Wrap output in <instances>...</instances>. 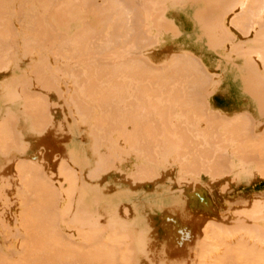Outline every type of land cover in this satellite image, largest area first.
Listing matches in <instances>:
<instances>
[{"label": "bare ground", "instance_id": "obj_1", "mask_svg": "<svg viewBox=\"0 0 264 264\" xmlns=\"http://www.w3.org/2000/svg\"><path fill=\"white\" fill-rule=\"evenodd\" d=\"M13 2H16V1H20V0H12ZM22 1V3L25 5L24 7L28 10V11H33L34 12V19H35V16H36V19H35V21L32 23V24H30L29 25V28H31V32H32V34L27 38L26 37V39H23V42H24V44H23V46L24 47H28L27 46V44H26V42H27V40L28 39H30V40H33V41H36V45H37V48L38 49H44V50H46L47 51V53H49L48 52V50L50 51V53H51V56H52V58H49V60H50V64H49V69L50 70H57L56 72H55V74H56V77L54 78V80H52L51 78L49 79V80H51V84L50 83H48V85H51L50 86V88H49V90H52L53 92H52V94L55 96V98H54V101L56 102V100L58 99V95L60 96V98L61 99H63V101L65 100V98H66V103H67V105H68V107L70 108V110H71V113H72V115H73V117H74V119L76 120V121H81L82 119L84 120V116H85V114H86V112H88L89 110V107H88V109L86 108V102H87V104L89 103V105L91 106V103H92V105L94 106V107H102V109H104V110H106V111H109V113H111L112 115H114L115 117H121V115H124V114H129L131 111L132 112H134L133 110H130L128 107H127V109H129L130 110V112L129 113H124V111H126V106L127 105H130L131 107H132V109H133V106L134 105H136V102H137V100L139 99V97L141 96V93L143 94L144 93V91L145 90H142L143 92H139L140 90H136V88H135V90H136V93L138 94V93H140V96H138L136 93H135V90L133 89L134 88V86L133 85H135L136 86V84H133V83H135L134 82V80L133 79H135V81L137 80V79H140V80H143V79H146V78H151L150 76L152 75V78L151 79H149V80H151L150 82H153V78L156 76V74H157V77H155L154 79H155V81L157 82H160L159 80H161V84H163V81H162V78L164 79V86H166L165 84H168L167 85V87L166 88H168V86L170 87V86H172V85H170V84H173V86H174V82H176L177 83V85L179 84V86H180V83H182V80L181 81H179V79H181V76H184L185 77V79H186V75L187 74H190V73H192L193 71H194V69L197 67V71L199 70L198 68L200 67V68H202L201 66H199V65H202L203 66V69H202V71H201V69H200V72H198L197 73V71H196V73H195V71H194V74L195 75H193V73L191 74V75H193L194 77H197V78H194L193 76V78H192V83H190L191 82V79L189 80L188 79V83L190 84H188V87H190V88H188L189 90H188V92H186L187 90H185V88H184V90L182 89V93L184 94V95H186L187 93H188V95H187V97H184L185 99H183V97H181L180 99L178 98V96H176V97H173V99H171L172 97H170V99L171 100H173V104H174V102L175 101H178V99L180 100L179 101V104H180V102H181V100L183 99V101L181 102V104L179 105L178 104V102H175L176 104L175 105H179V106H181L182 104H187L188 106H189V104H190V102L191 103H195V99H196V97H197V95H196V91L199 93V96H201V98H202V96H204V93H202L201 91L202 90H204V88L203 87H207V85H206V83H209V81H208V79L210 80V78L209 77H211V76H213V73L211 74V73H209L210 72V70H212V69H210V65H209V63H205L204 61H202L201 60V57H200V59H197L196 57H194L195 55H190L189 53V55H187V53H183V51L182 50H179L180 52H178V51H176V52H174L173 51V49H172V52H174L173 54L172 53H170V55H169V57H168V61H169V63H167V70H164V72L165 73H163V69L162 70H160V71H162V72H160V73H162L161 75H160V73H159V71H158V73H157V71L154 69L156 66H154V64L153 65H150L149 64V62H148V59L146 58H143V61H147L148 62V64L149 65H147V62H146V64L145 65H143V66H145L146 68L148 67V66H150V67H153V68H151L150 69V67H148L149 68V70H148V68L146 69V68H144L142 65H139V64H144V62L142 63H139V62H136V65H137V63H139L138 65H137V69H138V71H137V73H136V71H135V65H133V64H135V63H131V62H118V61H112L113 63H114V66L116 67L117 65V68H115L113 65H112V63H110V64H108V61H106V60H111V59H109L110 58V53H108V59L107 58H105L106 56H105V52H99V49H97L96 50V52L95 53H93V55H96V54H98L99 55V57L98 58H95V57H85V58H90V59H92V60H89V59H87V60H82L80 63H83V65L82 66H84V64H85V66H84V68L83 67H81L80 66V68H79V62H78V69L77 68H73V67H71L72 65H71V63H70V66H67V67H65V73H64V75H63V73L61 74V72L60 71H58V66H55V65H53V63H54V61L55 60H57L59 57H61V56H63V52L65 51V50H67V49H69V50H72V51H74V52H78V53H80V54H78V56L80 55V57L82 56L83 57V55L84 54H86V53H90V51L91 50H88V47H87V43L88 42H90L88 39H84V36H85V33L88 31V29L87 30H85L84 28H83V32H84V30H85V33H79L78 32V34L76 33L75 34V36L72 38V39H69L68 40V42L70 43L69 44V48H68V43H65L64 41H63V38L62 37H64L63 36V34L64 33H62V34H60V29H59V27L56 25L55 27H54V30L52 29V28H50L49 27V24L47 23V22H45L44 21V19H48V18H46L45 16H42L41 17V14H39L38 12H40V6L44 3V4H47V3H50V2H53L54 0H21ZM73 1H75V2H79V0H70V2L69 3H71V2H73ZM91 1H94V0H81V2L84 4V3H89L90 4V2ZM102 2H105L106 4V8H107V10H108V13H111L112 11H114V9H113V7H115V3L116 4H119V2L118 1H116L115 3L113 2V1H111V0H101ZM130 1H132V0H130ZM129 0L127 1L128 2V4L130 5V2ZM157 0H155V2H156ZM159 1V0H158ZM157 1V2H158ZM166 1H168V0H165V1H163V0H161V1H159V3H157V7L158 6H160V2H161V6H162V4L164 3L165 4V2ZM173 1V0H172ZM192 1H194V0H192ZM196 1V0H195ZM195 1H194V3H195ZM200 1H202V0H199V2ZM231 1V2H230ZM230 1H228V0H203L202 1V3L204 4V6H203V8L202 9H198V10H196V14L195 15H193V17L195 18V20H198V21H196L197 23H200V22H202V23H200V25L199 26H201L202 27V31L204 32V34H208V32H211L212 31V29H213V26L212 25H215L216 23V25H219L218 27H223V15L225 14V16H226V18L228 19L229 18V20H230V18L233 16L234 17V15L235 14H237V12L239 13V14H237L236 15V19L237 20H239V23H242L243 21H245L247 24L249 23L250 25H252L254 22H253V20L254 21H256V23H257V25H258V23L260 22H258V18H259V16L260 17H262L261 16V14H262V12L264 13V8H263V6H264V4H262V5H260L261 3H264V0H235L236 2L234 3V0L232 1V0H230ZM262 1V2H261ZM56 2H58V0H56ZM63 2V1H62ZM99 2H100V0H99ZM118 2V3H117ZM130 2V3H129ZM132 2H134V3H131V6H132V4H133V6L134 5H136V6H134V7H136L137 8V10H138V8L139 9H141L140 11H141V13L139 14L138 13V11L136 10V8H134L133 6V9H135V11L139 14L138 15V18H139V21L140 20H143L141 23H144V22H147V21H145V18H146V13L148 12L149 13V8L152 10V9H154L155 8V10L157 9L156 7H155V5L153 6V4L155 3H153V0H136V1H132ZM176 2L178 3L179 1L178 0H176ZM229 2H230V4H229ZM69 3H68V5H69ZM94 3V2H93ZM111 3H112V5H111ZM168 3L170 4L171 3V1H168ZM175 3V2H174ZM174 3H171V4H174ZM233 3H234V6H233ZM260 3V4H259ZM10 4H11V0H0V45H2L3 43L4 44H8L7 46H6V48L7 49H9L10 48V45H12L13 43H15V40H13L14 38H15V35H13V31H12V33L9 31V26H8V24H7V22H6V17H7V14L8 13H11V8H10ZM51 4V3H50ZM49 4V5H50ZM72 4V3H71ZM70 4V5H71ZM100 4H102V3H100ZM108 4H110V5H108ZM146 4H147V7H146ZM149 4V5H148ZM63 5H64V3H63ZM93 5H96V2H95V4H93ZM128 5V6H129ZM166 5V4H165ZM219 6L220 8L218 9V11H217V13L221 16H219V15H213L212 13V8L214 7V6ZM225 5V6H224ZM236 5H237V7H236ZM241 6V8L239 9V7ZM259 5V6H258ZM20 6V5H19ZM47 6H48V4H47ZM59 6H60V4H59ZM62 6V5H61ZM86 6V5H85ZM97 6V5H96ZM148 6H149V8H148ZM150 6H153L154 8H151ZM222 6H224V7H222ZM227 6V7H226ZM232 6H233V8L234 7H236V8H234V10H238L236 13L234 12V10H232L233 12H234V14H232L233 12H231V10H230V12H229V9L231 8V9H233L232 8ZM239 6V7H238ZM243 6V7H242ZM245 6V7H244ZM262 8H261V7ZM23 7V6H22ZM50 7V6H49ZM54 7V6H53ZM52 7V8H53ZM66 7L67 6H65L64 8L66 9ZM90 7V6H89ZM93 7V6H92ZM99 7V6H98ZM103 7H104V3H103ZM111 7H112V9L113 10H111ZM122 7V6H121ZM145 7V8H144ZM167 7V6H166ZM165 7V8H166ZM42 8V7H41ZM61 8V7H60ZM70 8V7H69ZM87 8V7H86ZM97 8V7H96ZM105 8V9H106ZM118 8V7H117ZM123 8H125V7H123ZM123 8H122V10H123ZM147 11L146 13H144L145 12V10ZM148 10H147V9ZM229 8V9H228ZM260 8H261V10L263 9V11L261 12V10H260ZM73 9H76V7L75 8H73ZM79 9V8H78ZM81 9V8H80ZM84 9H85V7H84ZM93 9V8H92ZM129 9V8H128ZM224 9H225V11H224ZM43 10V9H42ZM59 10V9H58ZM61 11H62V9H60ZM125 10V9H124ZM155 10H153L152 12H155ZM166 11L168 10V7H167V9H165ZM164 10V11H165ZM227 10V11H226ZM239 10H241V15H240V12H239ZM81 11V10H80ZM88 11H89V9H88ZM110 11V12H109ZM116 11H118V9L116 10ZM126 11V10H125ZM164 11H162V12H164ZM189 11V10H188ZM222 11L223 12H225V13H222ZM258 11V12H257ZM62 12H64V11H62ZM86 11L84 10V13H85ZM102 12H103V8H102ZM104 12H106L107 13V11H105L104 10ZM119 12V11H118ZM124 12V11H123ZM127 12L128 11H126V14H127ZM135 12V13H136ZM159 12L161 13V11H160V9H159ZM158 12V13H159ZM187 12V11H186ZM211 12V13H210ZM227 12V13H226ZM230 14H232V16L231 17H228L229 15V13ZM19 13V12H18ZM42 13V12H41ZM46 13V12H45ZM44 13V14H45ZM89 13V12H88ZM91 13V12H90ZM93 13V12H92ZM101 13V12H100ZM122 13V12H121ZM147 13V14H148ZM188 13V12H187ZM221 13V14H220ZM81 14V13H80ZM98 14V13H97ZM97 14H95V15H97ZM105 14V13H104ZM116 14V13H115ZM153 13H150V15H151V17L153 16L154 17V15H152ZM155 15H156V13H154ZM162 15L164 14V13H161ZM160 14V15H161ZM191 14V13H190ZM228 16H227V15ZM21 17H22V19L23 20H25L26 19V22H28L29 21V18L27 19V14H26V12H22L21 13V11H20V14H19ZM58 15V13H57V11H54V16L56 17ZM64 15V14H63ZM86 15V14H85ZM95 15H94V18H95ZM110 15V14H109ZM117 15V14H116ZM119 15H121V14H119ZM137 15V14H136ZM159 15V14H158ZM157 15V16H158ZM192 15V14H191ZM210 15H213L214 17H218L219 16V18H217V20L219 19H222V20H220L221 22H219V20L217 21L216 20V18L215 19H213V16H211L210 17ZM239 15V16H238ZM253 15H254V17H253ZM257 15H258V17H257ZM60 17H61V15H59ZM66 16V15H65ZM64 16V17H65ZM78 16H80V15H77V18H78ZM107 16H108V14H107ZM118 16V15H117ZM116 16V17H117ZM124 16V15H123ZM182 16V15H181ZM223 16V17H222ZM238 16V17H237ZM253 18H252V17ZM59 17V18H60ZM63 17V19H65ZM114 17V16H113ZM113 17L112 18H110V19H113ZM128 17V16H127ZM156 17V16H155ZM154 17V19L158 22V21H160V19H161V17L162 16H159V17H156V18H159L158 20L156 19ZM164 17V16H163ZM162 17V18H163ZM179 17V16H178ZM233 17H232V19H233ZM248 17L249 18H251V19H253L252 20V24L250 23V21H251V19H249V22H248ZM255 17H256V19H255ZM57 18V17H56ZM86 18V17H85ZM102 18H103V16H102ZM118 18V17H117ZM125 18H126V16H125ZM132 18V17H131ZM133 18H134V16H133ZM137 18V17H136ZM142 18V19H141ZM210 18H212L214 21L216 20V23L215 24H212V23H214L213 22V20L211 19V24H210ZM233 19V20H231L230 22H229V20H227V25H229V24H232V25H229L230 27L232 26V28L234 29L236 26H237V29L240 27V25H239V23H235L236 25H235V27H233V22H235L234 20H236V19ZM263 18V20H261L262 22V25L264 24V17H262ZM63 19H62V21H63ZM108 19V18H107ZM120 19V22L121 23H123L122 22V19L123 20H125L124 19V17H122L121 16V18H119ZM147 19V18H146ZM151 19V18H150ZM149 19V21L151 22V24L152 25H150V27L151 26H153V27H151V28H154L156 25L154 24L155 23V21H152V19L150 20ZM153 19V20H154ZM182 19V18H181ZM209 19V24L207 23H205V22H207V20ZM69 20V19H68ZM68 20L66 21V22H68ZM70 20H74V18L73 19H70ZM85 20H87V19H85ZM118 20V19H117ZM116 20V21H117ZM126 20H128V19H126ZM162 21H160L161 23H164L165 22V20H168V19H165L164 21H163V19H161ZM183 20V19H182ZM59 21V20H58ZM81 21H83V20H81ZM87 21H89V20H87ZM98 21V20H97ZM111 21H113V20H111ZM119 21V20H118ZM169 21V20H168ZM200 21V22H199ZM205 21V22H204ZM233 21V22H232ZM60 22V21H59ZM65 22V21H64ZM66 22H65V24H66ZM126 22H129V21H126ZM159 22V24H161ZM167 22V21H166ZM165 22V23H166ZM185 22V21H184ZM204 22V23H203ZM218 22H219V24H218ZM224 22H225V18H224ZM237 22V21H236ZM83 23V22H82ZM81 23V24H82ZM85 23V22H84ZM91 23V22H90ZM98 23V22H97ZM189 23V22H188ZM245 23V25H247ZM256 23L255 24H253V26H252V31L253 32H250V28L249 27H251L249 24H248V27H246V28H248V29H246V28H244L243 29V27H244V23L242 24L243 26H242V29L244 30V31H246V30H248V32L246 33H244V34H249V32H250V35H251V33H254L255 31H254V28H258V27H256L257 25H256ZM261 23H260V25H261ZM62 24V23H61ZM60 23H58V25L60 26L61 25ZM80 24V25H81ZM130 24V23H129ZM171 24V22H167L166 23V28H163V29H160V28H158V29H160V30H158L159 31V33H161L162 34V31L165 29H171L172 27L175 29V27L172 25V27H170L169 25ZM86 25H87V23H86ZM91 25V24H90ZM95 25V24H94ZM117 25V24H116ZM145 25H147V23L145 24ZM163 25V24H162ZM185 25V24H184ZM187 25V24H186ZM220 25H222V26H220ZM260 25H258L259 26V30H261L262 29V32L261 33H263V29H264V25L262 26H260ZM13 26V25H12ZM98 26V25H97ZM101 25H99V27H100ZM107 26V25H106ZM118 26H119V23H118ZM126 26H128V25H126ZM149 25H147V26H143V24H142V31H141V34H137V36L140 38V36H141V40L142 41H146L147 39H148V41H149V39L150 40H155V39H157V35H155V34H153V32L151 33L150 31H149V27H148ZM157 26H158V24H157ZM168 26L170 27V28H168ZM188 26L190 27V24H188ZM228 26V27H229ZM51 27H52V25H51ZM66 27V26H65ZM64 27V28H65ZM83 27V26H82ZM85 27V26H84ZM90 26H88V28H89ZM93 27V26H92ZM99 27H98V29H99ZM105 27V26H104ZM103 27V28H104ZM121 27V26H120ZM135 27V26H134ZM144 27V28H143ZM160 27V26H159ZM161 27H164V26H161ZM185 27H187V26H185ZM217 27V26H216ZM217 27V28H218ZM225 27V26H224ZM227 27V26H226ZM254 27V28H253ZM260 27H263V28H260ZM111 28V27H110ZM123 28H125V26L123 27ZM148 28V29H147ZM156 28V27H155ZM188 28V27H187ZM95 29H97L96 28V26H95ZM129 29H130V27H129ZM139 29V28H138ZM137 29V30H138ZM141 29V28H140ZM174 29H172V30H174ZM190 29V28H189ZM219 29V28H218ZM225 28H223L222 29V31H225L226 29H228V28H226L225 30H224ZM236 29V30H237ZM241 29V28H240ZM241 29V30H242ZM255 29V30H256ZM11 30V29H10ZM76 30V29H75ZM79 29H77L76 31H78ZM110 30V29H109ZM109 30H107V31H109ZM119 30H120V28H119ZM126 30V29H125ZM155 30V29H154ZM162 30V31H161ZM241 30H238V31H240V33H241ZM243 30H242V32H243ZM259 30H257L255 33H257V32H259ZM89 31H90V29H89ZM93 31V30H92ZM91 31V32H92ZM98 31V30H97ZM105 31V30H104ZM111 31V30H110ZM156 31H157V29H156ZM161 31V32H160ZM170 32H171V30H169ZM175 31H176V29H175ZM189 31V30H188ZM213 31H214V36L211 38L212 40H215V42L214 41H212V40H209L208 39V46H209V48H210V45H211V48L212 49H215V47H216V42H218V41H216L217 39H215L214 37H215V33L216 34H218V32L220 31L221 32V30H218L217 31V29L214 27V29H213ZM213 31H212V33H211V36H212V34H213ZM217 31V32H216ZM229 29H228V31H225V32H228V34H226L225 35V38H228V35H229ZM75 32V31H74ZM100 32H101V29H100ZM99 32V33H100ZM121 32V31H120ZM130 32V31H129ZM138 32H140V31H138ZM184 32V31H183ZM193 32V31H192ZM219 32V33H220ZM225 32H222L221 34H219L218 36L219 37H222L223 36V33L225 34ZM93 33H94V31H93ZM104 33V32H103ZM127 33V32H126ZM125 33V34H126ZM164 33V32H163ZM172 33V32H171ZM190 33V32H189ZM260 33V34H261ZM10 34H12L13 35V38H11L12 36L10 35ZM87 34V33H86ZM101 34V33H100ZM99 34V35H100ZM106 34V33H105ZM104 34V35H105ZM122 34V33H121ZM124 34V33H123ZM135 34V33H134ZM151 34H153V35H151ZM194 34H196V32H194ZM242 34V33H241ZM259 33H257V34H255V35H258ZM259 34V36H256V38H260V36H261V39H264V33L262 34V35H260ZM88 35V34H87ZM91 35H92V33H91ZM94 35V34H93ZM92 35V36H93ZM103 35V34H102ZM108 34H106V36H107ZM185 35V34H184ZM188 35V33H186V36ZM252 35H254V34H252ZM255 35L253 36L254 38H255ZM28 36V35H27ZM89 36V35H88ZM88 36H86V37H88ZM95 36V35H94ZM105 36V37H106ZM121 36V35H120ZM127 36V35H126ZM131 36V35H130ZM134 37L133 38V40L135 39V38H138V37ZM91 37V36H90ZM108 37V36H107ZM196 37H197V35H196ZM230 37V36H229ZM263 37V38H262ZM98 38V37H97ZM109 38V37H108ZM128 39H129V37H127ZM126 38V40H128ZM130 38H132V37H130ZM179 38V37H178ZM223 38H224V36H223ZM22 39V38H21ZM92 39V38H91ZM103 39V38H102ZM119 39V38H118ZM144 39H146V40H144ZM260 39V40H261ZM93 40V39H92ZM91 40V41H92ZM109 40V39H108ZM108 40L106 41L105 40V42H106V44H109L108 43ZM117 40V39H116ZM137 40V39H136ZM139 40V39H138ZM153 40V41H154ZM197 40V39H196ZM223 40V41H222ZM221 40V42H220V38H219V43L221 44V46L225 43V41H231V39H225V41H224V39H222ZM255 40V39H254ZM258 40V39H257ZM257 40H255L254 42H253V40L252 39H250V41L248 40V42H250L251 43V41H252V43L254 44H259V43H261L262 44V42H264V40L261 42L260 40L258 41V43H256L257 42ZM98 41H100V39L98 40ZM111 41V40H110ZM109 41V42H110ZM120 41V40H119ZM118 41V42H119ZM125 41V40H124ZM130 41H131V39H130ZM141 41V44H143L144 45V43ZM193 41H195V39L193 40ZM200 41H201V39H200ZM210 41H212V42H210ZM230 41H229V44H228V42H226L229 46L232 44V41H231V44H230ZM32 42V41H31ZM101 42V41H100ZM115 42V41H114ZM118 42H117V44H118ZM127 42V41H126ZM135 42V41H134ZM140 42V41H139ZM155 42V41H154ZM213 42H214V47L212 46L213 45ZM223 42V43H222ZM21 43L22 42H19V41H17V44L18 45H21ZM97 43V42H96ZM111 43V42H110ZM121 43V42H120ZM125 42H123V44H124ZM132 43H133V41H132ZM136 43V42H135ZM146 43V42H145ZM152 43V42H151ZM212 43V44H211ZM224 44L225 46L227 45V44ZM244 43H246V42H243V43H241V44H239L240 46L243 44V45H245ZM102 44V43H101ZM186 44V43H185ZM103 45V44H102ZM112 45V44H111ZM122 45V44H121ZM125 45V44H124ZM134 45H136V44H134ZM133 45V46H134ZM139 45V44H138ZM227 45V46H228ZM242 45V46H243ZM5 46V45H4ZM92 45L90 44V47H91ZM94 46V45H93ZM131 46V45H130ZM141 46V45H140ZM192 46V45H191ZM240 47L241 49L243 48V47ZM250 46V50H253V49H251V47L252 48H258L260 45H257L258 47H254V46H251V45H249ZM249 46H247V47H249ZM89 47V48H90ZM111 47V46H110ZM245 47V49H247L246 48V46H244ZM93 48V47H92ZM97 48H98V46H97ZM114 48V47H113ZM135 48H136V46H135ZM210 48V49H211ZM237 48H239V46H237ZM3 49V48H2ZM1 49V50H2ZM91 49V48H90ZM125 49V48H124ZM124 49H123V51H124ZM132 49V48H131ZM133 49H134V47H133ZM207 49V48H206ZM211 49V50H212ZM241 49H236V50H239L240 52H238L237 51V54L239 53H241L240 54V56H242V60H244L243 58H247L248 59V61H249V63H248V61L246 62L249 66H247V64L246 63H242V65H244V64H246V67L248 68V67H250L249 68V70H253V72L250 74V72L251 71H249V70H247L246 69V67H245V65L244 66H240V70L242 71L243 69H242V67L244 68V71L245 70H247V72L250 74V77H249V75H246V73L247 72H244V71H242V73H241V71L238 69V72L234 75H232L234 78H232L231 80H234L235 78H239V81L237 82V86L236 87H238V89H241V91H243V92H245V93H247V94H249V96L252 98V100H253V105L255 104V105H257L256 106V109H259L258 111H262V113L264 114V112H263V108H264V45L262 44L260 47H259V51L258 50H255V51H258V52H256V54H255V57L253 58V54H254V52L253 51H250L249 49H247V52H246V50L244 49V50H241ZM29 50V49H28ZM68 50V51H69ZM88 50V51H87ZM130 50V49H129ZM236 50H235V55H236ZM3 51V50H2ZM23 51H26V48H24V50ZM31 51V49L29 50V52ZM57 51H59V52H57ZM72 51H70L71 53H74V52H72ZM186 51H188V50H186ZM185 51V52H186ZM242 51H244V52H246V53H248V54H252V55H248L247 56V54H245L244 52L242 53ZM248 51H250V52H248ZM9 52V51H8ZM28 52V51H27ZM44 52V51H43ZM67 52V51H66ZM66 52H65V54H66ZM191 52V51H190ZM197 52V51H196ZM195 52V53H196ZM251 52H253V53H251ZM2 53V52H1ZM38 53V52H37ZM92 53V52H91ZM104 53V54H103ZM113 53V52H112ZM193 53V52H192ZM201 53H203V52H200L199 54H201ZM3 54V53H2ZM5 54V53H4ZM25 54V53H24ZM69 54V52H67V54L66 55H68ZM197 54V53H196ZM244 54V55H243ZM10 55H13V54H10L9 53V56ZM245 55L247 56V57H245ZM69 56H70V54H69ZM77 56V57H78ZM85 56V55H84ZM102 56H103V59L105 60V62H104V60L102 59ZM105 56V57H104ZM188 56V57H187ZM191 57V60L193 61L194 60V58H196L194 61H196L197 62V60H199L198 61V66H196V67H194V68H192L193 67V65H191L192 67H190V66H188V64H192V62L190 63V59H188V58H190ZM237 56V55H236ZM239 56V57H240ZM250 56H252L251 58H250ZM97 57V56H96ZM175 59H173V58ZM194 57V58H193ZM235 57V56H234ZM0 58H2L1 56H0ZM15 58V57H14ZM257 58V61H258V59H259V61L257 62V64L258 63H260V64H256L255 62H253V60L254 61H256L255 59ZM46 59H47V57H46ZM68 59V58H67ZM78 59H80V58H77V61H78ZM103 61H102V60ZM100 60L102 61V62H104V64H105V66H104V64L102 65L101 63H100ZM200 60H201V62H200ZM250 60H252V62L253 63H251L250 62ZM74 61H76V60H74ZM74 61L72 60V62L74 63ZM77 61H76V63H77ZM85 61H87V65L89 64L90 65V67H89V65L88 66H86V62ZM91 61H93V62H90ZM98 61H99V63H100V65H98ZM167 61V62H168ZM187 61H188V63H187ZM2 61H0V74L2 73V71H10V69L8 68V65L7 64H2L1 63ZM85 62V63H84ZM107 62V63H106ZM116 62V63H115ZM185 62H186V64H185ZM68 63V62H67ZM68 63V64H69ZM72 63V64H73ZM97 63V65H94V64H96ZM119 63V64H118ZM127 63V64H126ZM151 63V62H150ZM194 63V62H193ZM36 64V63H35ZM67 64V65H68ZM115 64H117V65H115ZM152 64V63H151ZM183 64H185V65H183ZM196 64V63H195ZM196 64V65H197ZM257 65L256 66V69H254L255 68V66L254 65ZM37 65V64H36ZM63 65V64H62ZM92 65V66H91ZM121 65V66H120ZM132 67H130V66ZM181 65H183V66H181ZM74 66V65H73ZM106 67V69L103 67ZM125 66V67H124ZM126 66H127V68H126ZM138 66H139V68H138ZM141 66V67H140ZM187 66V67H186ZM223 66V65H222ZM61 67V66H60ZM100 67H101V69H102V72L100 71ZM109 67V68H108ZM112 67H114V68H112ZM121 67V68H120ZM130 67V68H129ZM38 68L39 69H41V71H43L44 73H45V67H42V65H39L38 66ZM55 68H57V69H55ZM63 68V67H62ZM111 68V69H110ZM133 68H135V69H133ZM144 68V69H143ZM158 68H160V67H156V69L158 70ZM185 68L187 69V71H185ZM223 68V67H222ZM225 68V67H224ZM114 69H116V70H114ZM120 69V73H118V70ZM127 69V70H126ZM129 69V70H128ZM134 70L135 72H133V71H130V70ZM136 69V70H137ZM188 69H189V73H187L188 72ZM60 70V69H59ZM63 70V69H62ZM109 70V71H108ZM125 72H124V71ZM142 70V71H141ZM147 70V71H146ZM151 70V71H150ZM156 71V73L154 74H152L151 72L152 71ZM184 70V73L182 72ZM206 70V71H205ZM225 70H226V68H225ZM105 71V72H104ZM129 71V72H128ZM146 71V72H145ZM148 71H150L149 73L150 74H148ZM171 71H173V72H171ZM204 71V72H203ZM40 73V71L39 70H36L35 68H34V70H33V74H37V73ZM108 72V73H107ZM115 72H117V73H115ZM127 72V73H126ZM140 72H143V74H144V72H145V75L143 76L142 74L140 75ZM169 72L172 74V76L169 74ZM201 72H202V75H201ZM51 73V72H50ZM107 73V74H106ZM131 75H129V74ZM136 73V74H135ZM177 74V76L179 77H176V74ZM187 73V74H186ZM226 73V72H225ZM240 73H241V75L243 76V77H245V78H243V77H241V75H240ZM243 73H244V75H243ZM31 74V73H30ZM42 74V73H41ZM120 74V75H119ZM125 74H126V77H125ZM128 74V75H127ZM159 74V75H158ZM168 74V75H167ZM174 74H175V77L178 79V80H173L172 81V79L174 78ZM198 74V75H197ZM204 74V75H203ZM205 74H207V75H209V76H207V75H205ZM107 75H109V76H107ZM117 75V76H116ZM118 75H119V77H118ZM136 75H137V77H136ZM147 75V76H146ZM153 75H154V77H153ZM166 75V76H165ZM191 75H190V77H188V78H191ZM197 75V76H196ZM238 75H240V76H238ZM21 76V75H20ZM19 76V78H17V80H10L9 82H7V84L4 86V87H2V85L0 84V105H1V103L3 102V101H12L13 102V106H12V108H15V109H17L18 108V106H19V108H20V106H21V111H22V114L19 116V117H23V116H33L34 117V121L35 122H33V131H40L41 130V128H40V126H42V125H44L47 121H49V114H48V109H50L49 107H51V105L49 104L51 101H49L48 102V99L47 100H44L45 99V96L43 95V99H40L41 97H42V95H41V97H37L38 98V100L40 99V101H33V100H31L30 98V96L29 97H27L26 95H24V96H22V98L23 97H25V101H21V102H17L16 103V100L20 97V95H19V92H24L25 91V87H23L22 85L23 84H25V82L27 81V80H29V79H27V78H29L30 76H28V77H25V76H23V78H21ZM131 77L132 78V81H133V83H131V78H128L129 80H127L126 78L127 77ZM136 78H135V77ZM141 76H143V78L141 77ZM159 76V77H158ZM169 76L172 78H170V79H168L169 78ZM187 76H189V75H187ZM200 76H202V77H200ZM204 76V77H203ZM237 76V77H236ZM38 77V76H37ZM118 77V78H117ZM199 77H200V79H199ZM208 78V79H206L207 80V82H206V80H205V78ZM241 77V78H240ZM128 81V83H131V86H129L127 83L125 84V79ZM159 78V79H158ZM161 78V79H160ZM166 78H167V80H170V82L168 81V82H166L167 80H166ZM175 78V79H176ZM243 78V79H242ZM27 79V80H26ZM42 79V78H41ZM45 79V78H44ZM197 79V80H196ZM212 79V78H211ZM194 80V81H193ZM16 81L17 82H21V83H19V85L16 83ZM36 81H39V79L38 80H36ZM130 81V82H129ZM138 81L139 80H137V89H138V87L141 89L143 86H140V84H138ZM171 81L173 82V83H171ZM180 82V83H178V82ZM190 81V82H189ZM206 83H205V82ZM43 82V81H42ZM41 82V83H42ZM166 82V83H165ZM187 81L185 80V83H186ZM222 82V81H221ZM139 83H140V81H139ZM170 83V84H169ZM45 84V83H44ZM61 84H63V85H65L66 87H67V85H72V84H76L77 86H79V87H81V86H83V87H85L86 86V88L87 89H85V90H82V91H86V94L87 95H84V94H82V95H80V97L78 96L79 94L77 93V92H75L74 91V89H71L70 87L69 88H67V91L69 90L70 91V94L66 97V96H62V94L60 93V90H62V86H61ZM126 86H125V85ZM133 84V85H132ZM204 84L206 85V86H204ZM212 84V85H211ZM223 84V83H222ZM41 85H43V84H41ZM47 85V86H48ZM130 87H128V86ZM176 85V84H175ZM74 86V85H73ZM181 86H184V85H181ZM180 86V87H181ZM186 86H187V84H186ZM203 86V87H202ZM209 86H213V83L212 82H210V85ZM44 87V86H43ZM45 87H46V85H45ZM82 87V88H83ZM126 87H127V89L128 90H130L131 88L133 89V91H132V96L133 97H135L136 98V101L135 100H127L126 101V99L125 100H119V99H122L123 98V96H121L120 94H121V92L123 91L122 89H124V91L126 90ZM176 87V90L178 91V89H177V86H175ZM143 88H145V87H143ZM173 88V87H172ZM172 88H170V89H172ZM43 89V88H42ZM148 89H149V87H148ZM147 89V90H148ZM152 89V88H151ZM163 89V88H162ZM169 89V88H168ZM186 89H187V87H186ZM205 89H207V88H205ZM146 90V91H147ZM153 90V89H152ZM245 90V91H244ZM81 91V92H82ZM175 92L176 94L178 93V92ZM184 91V92H183ZM206 91V90H205ZM171 92V91H170ZM85 93V92H84ZM133 93H135V94H133ZM197 93V94H198ZM207 94H205V95H207V97L206 96H204V100H206L205 98H208L209 96L208 95H210L211 97L210 98H212V94H213V91H211L210 93L211 94H209L208 92H206ZM21 94V93H20ZM33 94V93H32ZM38 94V93H37ZM125 94V93H124ZM148 94V93H147ZM149 94H150V92H149ZM157 94V93H156ZM171 94V93H170ZM219 96L218 95H214L213 96V100H212V102H211V99H210V104H212V108L216 111V112H213V116H214V114L215 113H217V111L219 112V114H221L222 116H221V118H223V115L224 116H231V115H233L234 117H233V119L236 117V114H238L237 112L239 111V110H235L234 109V106L231 108V104H227V103H229V102H231V100H230V98L228 97V95H226V93L225 92H219ZM244 94V93H243ZM30 95V94H29ZM40 95V94H39ZM134 95H136V96H134ZM152 95V94H151ZM155 95V94H154ZM169 95V94H168ZM174 95V94H173ZM183 95V96H184ZM34 96H38V95H35L34 94ZM126 96V95H125ZM129 96V95H128ZM127 96V97H128ZM130 96H131V94H130ZM129 96V97H130ZM146 96V95H145ZM182 96V95H181ZM127 97H124V98H127ZM152 97H153V95H152ZM164 97H166V96H164ZM215 97V98H214ZM36 98V97H35ZM47 98V97H46ZM80 98H86V102L85 103H81V102H83L84 100H82V99H80ZM123 98V99H124ZM134 98V99H135ZM153 98H155V96L153 97ZM188 98V99H187ZM34 99V98H33ZM52 99V98H51ZM169 99V98H168ZM88 100V101H87ZM118 101V102H116V101ZM140 100V99H139ZM156 100V99H155ZM175 100V101H174ZM189 100V101H188ZM203 100V98L201 99V101H202V103L200 104V106L201 105H204L203 103H207V102H205ZM81 101V102H80ZM124 101V102H123ZM129 101V102H128ZM154 101V100H153ZM151 102V103H154V102ZM169 101V100H168ZM207 101V100H206ZM236 101V100H235ZM243 101V100H242ZM246 101V100H245ZM55 102H51L52 104H54L55 105ZM91 102V103H90ZM121 102H123L122 104H124V103H126V106L125 105H123V106H125L124 108H123V106H122V104H121ZM172 102V101H171ZM184 102V103H183ZM186 102H188V103H186ZM66 103L64 102V104H65V106H66ZM150 103V104H151ZM166 103V102H165ZM232 103V102H231ZM239 103V102H238ZM150 104H146L144 107H149L148 109H150L151 108V106H148V105H150ZM184 104V105H185ZM197 104V103H196ZM241 104V103H240ZM246 104V103H245ZM137 105L139 106V103H137ZM140 105H142V107H143V103L142 104H140ZM151 105H157L156 103H154V104H151ZM177 105V106H178ZM184 105H182V106H184ZM208 103L207 104H205V106H201V108L202 107H205V108H207L208 106ZM237 105V104H236ZM25 106H27V108L30 110H28L27 108H25ZM53 106V105H52ZM129 106V107H130ZM138 106H135V108H137ZM169 106H170V104H169ZM178 106V107H179ZM188 106H186L187 108H191L190 106H192L193 108H191V110H192V112L190 111V109H187L189 112L188 113H192V115H194V116H191V114H189L191 117H194V121H189V119H190V117H189V119H188V121L187 122H191V123H193V122H195V114H197L196 116H198L197 118L199 119V117L201 116V114H202V116L201 117H203L204 115H203V112H200V115H199V112H197L196 113V111H198L197 109H196V107H194L195 106V104L194 105H190L189 107ZM92 107V106H91ZM90 107V108H91ZM122 107V108H121ZM130 107V108H131ZM140 107V106H139ZM141 107V108H142ZM167 107V106H166ZM165 107V108H166ZM176 107V106H175ZM198 107V106H197ZM241 107V106H240ZM242 107H243V105H242ZM86 108V109H85ZM140 108V109H141ZM182 108V107H181ZM195 108V109H194ZM212 108H210V109H212ZM262 110H261V109ZM10 109H11V107H10ZM92 109V108H91ZM101 109V110H102ZM143 109V108H142ZM145 109V108H144ZM151 109H155V107H153L152 106V108ZM164 109V108H163ZM169 109H170V107H169ZM184 109V108H183ZM182 109V110H183ZM186 109V108H185ZM212 109V110H213ZM242 109V108H241ZM247 110H246V112H247V114H246V112L244 111V112H241L240 114H238V115H241V117L243 116V118H237V119H235V124H231L232 126L230 127V128H233V131H227V133L228 134H230L231 132H234L233 134L231 133L230 135L232 136H234V134H235V136L237 137V138H239V136H240V141L239 142H237V144H238V147L240 148V150H241V153H247V151L249 152L250 150H253V151H251V153H256V150H260V152H259V150H258V152H257V154H258V156H259V158H260V153H261V150H264V149H260V148H262L263 146H264V143L261 145V144H259L258 146H252V145H254V144H256V143H252L250 140H249V142H247L248 144H245L246 142H245V140H244V142L245 143H243V139H244V137L246 136V133L248 134L247 135V137H250V131L248 130V127H249V123H248V126H246L245 124H247V123H245L244 121H246V118H251L250 117V115L251 116H253V114H254V118L253 119H255V117H256V111L254 110V108L252 107V106H250L249 105V111H251V112H249L248 111V108H246ZM146 110V109H145ZM156 111H157V109H155ZM160 110V109H159ZM165 110V109H164ZM174 110H175V108H174ZM181 110V109H180ZM200 110V109H199ZM235 110V111H234ZM93 111V110H92ZM140 111V110H139ZM144 111V110H143ZM146 111H148V112H153L152 110L151 111H149V110H146ZM194 111V112H193ZM243 111V110H242ZM97 112V111H96ZM147 112V113H148ZM170 112V111H169ZM169 112H164V111H162V113H161V117H164L165 118V116H163L164 114H166V113H169ZM184 112V111H183ZM69 113V112H68ZM102 113V112H101ZM124 113V114H123ZM137 113H139V112H137ZM136 113V114H137ZM145 113V112H144ZM159 113V112H158ZM174 113H177V112H175L174 111ZM194 113V114H193ZM211 113V112H210ZM244 113V114H243ZM261 112H259V114H260ZM261 113V115L263 116V114ZM64 114H65V116H67V111H65L64 112ZM110 114V115H111ZM178 114V113H177ZM176 114V115H177ZM185 114V113H184ZM212 114V113H211ZM219 114H215L216 116V118H217V120H218V118H219ZM245 114H246V116H249V117H246V118H244L245 117ZM7 115V112H5V111H0V139L1 138H3L2 136L3 135H7V133L8 132H10V130L8 131V129H11L10 128V126H13L14 125V122L15 121H13V122H10L11 121V117H13V115H8V116H6ZM88 115V114H87ZM90 115V114H89ZM104 115V114H103ZM103 115H102V118H105L106 116H107V114L105 115V117H103ZM109 115V117H111ZM150 115H151V113H150ZM159 115H160V113H159ZM167 115V114H166ZM171 115H173V112H172V110H171V114H169V116H171ZM176 115L174 114V116L176 117ZM188 115V116H189ZM219 115V116H218ZM237 115V117H239ZM36 116L38 117V119L36 118ZM136 116H138V115H136ZM135 116V117H136ZM142 116V115H141ZM158 116V115H157ZM168 115L166 116V119L164 120V118H162L164 121H166V123L164 122V121H162V123H164L166 126L167 125H169L168 124V122H171V120L174 118H168L169 117ZM187 116V115H186ZM208 116V115H207ZM113 117V116H112ZM119 117V118H120ZM135 117H133V118H135ZM139 117V116H138ZM179 117V116H178ZM184 117V116H183ZM232 117V116H231ZM231 117H230V119L228 118V117H225L226 119L228 118L229 120H231ZM95 118H98V117H95ZM155 118V117H154ZM159 118V117H158ZM185 118V117H184ZM204 118H206V116L204 117ZM210 118V117H209ZM225 118H223V119H220L221 121L223 120L224 121V119ZM13 119H15L14 117H13ZM90 119V118H89ZM107 119V118H106ZM113 119H114V117H113ZM112 119V121H110V122H112L111 124H112V126L111 127H115L116 126V122H114V120ZM120 119H122V118H120ZM136 119V118H135ZM167 119H170V121L169 120H167ZM186 119V118H185ZM203 119V118H202ZM199 120L198 122H202L203 120ZM212 119V118H211ZM226 119H225V121H226ZM228 119H227V121H228ZM238 119H239V122H240V120H241V122H244V123H241L240 125L237 123V121H238ZM242 119H245L244 121H242ZM253 119H251V120H253ZM47 120V121H46ZM96 120V119H95ZM94 120V121H95ZM98 120H100V119H98ZM97 120V121H98ZM102 121H103V119H101ZM111 120V119H110ZM117 120H119L118 118L116 119V121ZM137 120V119H136ZM147 120V121H146ZM146 120H144V121H146V122H148V121H151L152 120V118H151V120L148 118V119H146ZM160 120V119H159ZM173 120H175V118L173 119ZM184 120V119H183ZM190 120H192V119H190ZM197 120V119H196ZM205 120V119H204ZM213 120V119H212ZM215 120V119H214ZM213 120V121H214ZM219 120V121H220ZM247 120H249V119H247ZM93 121V122H94ZM106 121V120H105ZM129 121V120H128ZM141 121V120H140ZM141 122L142 124L140 125V126H143V128H144V126H149V123H148V125H147V123L146 122ZM180 121V120H179ZM211 121V120H210ZM221 122L222 124L223 123H225V121L224 122ZM227 121H226V123H227ZM114 122V123H113ZM120 122V121H119ZM153 122V121H152ZM152 122H150V123H152ZM217 122V121H216ZM231 122H233V121H231ZM231 122H228V124L230 125V123ZM103 123V122H102ZM105 123H107V121L105 122ZM109 123V122H108ZM117 123H118V121H117ZM129 123V122H128ZM144 123H145V125H144ZM188 123V124H189ZM208 123V122H207ZM211 123V122H210ZM219 123V122H218ZM238 125H237V124ZM94 124H95V122H94ZM119 124V123H118ZM124 124H126V123H124ZM243 124V125H242ZM96 125V124H95ZM98 125H99V123H98ZM134 125V124H133ZM159 125V124H158ZM163 125V124H162ZM171 125H172V123H171ZM176 125V124H175ZM182 125H184V124H182ZM181 125V126H182ZM195 125V124H194ZM204 125H205V122H204ZM209 125V124H208ZM215 125V124H214ZM214 125H213V127H214ZM233 125H235L234 127H233ZM244 125L247 127H244ZM23 127H26V124H24V125H22ZM118 126V125H117ZM186 126H188V125H186ZM210 126V125H209ZM216 126V125H215ZM218 126V125H217ZM221 126V125H220ZM228 126V125H227ZM32 127H31V130H32ZM43 127V126H42ZM99 127H101V126H99ZM105 127V126H104ZM110 127V128H111ZM185 127V126H184ZM205 127H206V125H205ZM212 127V126H211ZM210 127V128H211ZM53 128H56L57 129V126L56 125H54L53 126ZM92 128V127H91ZM94 128V127H93ZM108 128V127H107ZM106 128V129H107ZM109 128V129H110ZM143 128H142V131L143 132H147L146 130H149L148 129V127H147V129L146 128H144V130H143ZM150 128V127H149ZM164 128H165V126H164ZM180 128V127H179ZM181 128H183V126L181 127ZM193 128V127H192ZM192 128L190 129V128H187V130L188 131H190L191 133H192V135H193V133H197L198 131H197V129H196V131H195V129L193 128V130H192ZM215 128V127H214ZM95 129H97V128H95ZM108 129V130H109ZM116 129V128H115ZM120 129H122V128H120ZM130 129V128H129ZM128 129V130H129ZM146 129V130H145ZM168 129V128H167ZM166 129V130H167ZM223 129V128H222ZM228 129V128H227ZM99 130H100V128H99ZM108 130H107V132H108ZM111 130V129H110ZM117 130V129H116ZM116 130H115V133H116ZM136 130V129H135ZM137 130H138V128H137ZM174 130V129H173ZM181 130V129H180ZM212 130H214V129H212ZM224 130H226V129H224ZM14 131V130H13ZM152 131H153V129H152ZM152 131L150 132L149 131V134L150 133H152ZM170 131V130H169ZM168 130H167V133L169 132ZM175 131V130H174ZM183 131V130H182ZM193 131V132H192ZM211 131V130H210ZM248 131H249V133H248ZM103 132H106V130H104ZM120 132H122V130L120 131ZM143 132H142V134H143ZM177 132V131H176ZM187 132V131H186ZM190 132H187V136L189 135L188 133H190ZM218 132V134L220 133V131H217ZM217 132H215L214 133V131L213 132H211L212 134L214 133V134H216ZM221 132L223 133V130H221ZM225 132V131H224ZM12 133V132H11ZM16 133V132H15ZM92 133V132H91ZM110 133V132H109ZM109 133H107L108 135L105 137V135H101V137L99 138V137H97L96 135H97V133H95L96 135H95V137H93V136H88V135H86V136H83V137H80L79 138V136H76V132L72 129V134L73 135H71V136H66V138H65V141L66 142H64L65 143V148H64V152H63V149H61V145H60V147H59V153L57 154V152L55 153V154H57V155H55L54 156V158L56 157V159L52 162V163H50V165H51V167H52V169L51 170H48V169H46V168H43V167H45V162L43 163L42 162V166H40V164H38V163H35V162H33V160L32 159H30V158H23V159H25V160H20L19 158L17 159V161L15 160V158L13 157V159H12V161H13V168H12V170L10 171V173L9 174H6V175H3V176H1L0 175V183H2L1 185L2 186H0V264H264V248H262V247H264V246H262V245H259L260 247H261V249H259L260 247L258 246H256L255 244H257V241H259V243H260V240L262 239V241H261V243L262 244H264V241H263V238H262V236L264 237V235H259V233H257V232H260V231H258L257 229H259V230H261V232L263 231L262 229H264V226L260 229V227L257 225V224H253L252 223V225L253 226H255V230H252V229H250L249 230V228H248V226L247 227H238L239 225H234L236 222H235V219H236V221H240V219L238 218V215L239 214H237V217L235 218V215L233 214V213H242L245 209H243V211H240L238 208H236L235 210V212H234V209L232 210V212L230 211V213H231V215L232 216H234V220L232 219H230L229 221L227 220V222H235V223H233L232 222V224L234 225L233 227L231 226L232 224H227L226 222L223 224V220H226V219H224L225 218V216L226 215H223V218H221L220 216H219V219L218 220H220V222H221V224H217L216 222H218V223H220L219 221H217L216 220V222L214 221V220H212V222H209L210 220H206L208 223L206 224V222L204 223V224H202V225H200L201 227L199 228V230L196 232L194 229H191L190 227H188V228H186V226H185V228H178L177 227V224L176 223H174L173 221H172V216H170V215H168L166 218H167V222H166V224H163V225H166V227L163 229V225L161 226L162 227V234H160L159 235V237L158 238H156L154 235H155V233H153V232H155V231H153V227H152V225H149L150 223V221H149V218L147 217V211H146V213L144 212V215H142V216H140L141 215V212H139V210L140 209H143V207L142 208H138L139 207V201H136V202H134V205H135V207H134V205L132 204V205H130L131 207L133 206L134 208H132V211H133V213H134V211H135V209H136V212L135 213H137L136 214V216H134V217H131V218H129V219H127V220H123V218L122 217H120V209L122 208V207H120L119 209H115V212L116 213H111L110 215L111 216H109V217H107L106 218V221L105 222H100V220H99V218L103 215L102 214V212L101 211H104V210H106V205H104V204H99L101 201H104L105 200V198L109 201V202H113L114 204H116V205H119V202L120 201H128V202H131L130 201V198H132V200H136V196H132V195H130V194H128V193H126V191H128V189H127V186H125V187H120V183H115L114 181L117 179V178H114V180H113V182H110L109 181V176H110V178H111V175H109L108 173H109V171H111V169L112 170H114V172L116 173V171L117 172H119L120 173V170H119V163L122 161L121 160V158H120V156L121 157H126V153H129V151L126 149V148H129V149H132V148H135V149H132L131 151H135V153H137V151H138V153H140L139 152V146H137L138 145V143L139 142H141V141H147L149 138V134L147 135L146 133H144V135H146V140H144V135L142 136V138L143 139H141V136L140 135H136V137H137V139H136V141H134V140H132L131 138H129V136L131 137V135L133 136V139H135L134 137H135V135L134 134H130V133H127V136H128V138L130 139V140H128L127 142L128 143H130V144H132V145H136V146H133L132 148H130V146H132V145H129L128 146V144H127V142L125 143L126 145H125V147L126 148H124L123 149V151H122V147L120 146V145H117V146H119L118 148H120V150L125 154V155H122L123 153L122 152H119V153H121V155L118 153V150L116 151V145H114V143H116V141L118 140L119 141V139H121L120 140V142H122V144L121 145H123V139H125V138H127L126 136H125V134L123 135V137H121L122 135H117V136H109L110 134ZM154 133V132H153ZM152 133V134H153ZM165 133V132H164ZM175 133V132H174ZM185 133V132H184ZM191 133H190V136L192 137V139H193V136H194V138H195V135H199V139H201V136H203L202 134H199V132L197 133V134H195V135H191ZM211 133H209V134H211ZM222 133H220L221 134V136L223 135ZM9 134V133H8ZM88 134V133H87ZM119 134V133H118ZM128 134H130V135H128ZM166 134V133H165ZM176 134V133H175ZM179 134V133H178ZM181 134H182V132H181ZM212 134H211V136H212ZM227 134V135H228ZM258 134H259V132H258ZM11 134H9V136H10ZM17 135V134H16ZM15 135V136H16ZM40 135H42V134H39V136ZM151 135V134H150ZM177 135V134H176ZM184 135V134H183ZM217 135V134H216ZM225 135V137H227L226 136V133L224 134ZM224 135L222 136L223 138H225L224 137ZM8 136V137H9ZM99 136V135H98ZM162 136V135H161ZM172 136H173V134H172ZM180 136V135H179ZM182 136V135H181ZM186 136V137H187ZM190 136L189 137H187V138H189L191 141H192V139L190 138ZM208 136V135H207ZM215 136V135H214ZM259 136H261V135H259ZM116 137V138H115ZM139 137H140V140H139ZM151 137V136H150ZM169 137L171 138V136L169 135ZM185 137V136H184ZM217 137H218V139L221 141V138H219L220 136H218L217 135ZM217 137H215V138H213V139H211L212 141H213V144H216V143H218L219 141L218 140H216V138ZM230 136L228 135V138H229ZM246 137V138H247ZM7 138V137H6ZM11 138H13V137H11ZM118 138V139H117ZM152 138V137H151ZM174 138V137H173ZM177 138H178V135H177ZM207 138H209V137H207ZM251 138H252V136H251ZM263 138V137H262ZM8 139V138H7ZM114 140L113 142L114 143H112V141L111 140ZM115 139H117L116 141H115ZM181 139H182V137H181ZM188 139V141L189 142H187V140H185V138H184V140L187 142V143H189V145H191L190 146V148L191 147H195V146H192V145H194L193 144V141H192V144H190L191 143V141ZM210 139V138H209ZM254 139V138H253ZM261 139V138H260ZM99 140H100V142H99ZM123 140V141H122ZM127 140V139H126ZM125 140V141H126ZM137 140L139 141L138 143H136L137 142ZM152 140V139H151ZM171 140L172 141H175V139L173 140L172 138H171ZM170 140V141H171ZM179 140V139H178ZM198 140V139H197ZM214 140H216L215 142H214ZM236 140V139H235ZM6 141H8V140H5V142ZM12 141V140H11ZM118 141H117V143H118ZM132 143H131V142ZM167 141H169V138L167 139ZM182 141V140H181ZM209 141V140H208ZM223 141H226V138L225 139H223ZM230 141V140H229ZM257 141H259V140H257ZM262 142H264V139H262L261 140ZM13 142H15L14 141V139H13ZM13 142L11 143V145L13 144ZM17 142V141H16ZM142 142V143H143ZM148 142H149V140L146 142L147 143V145H148ZM152 142V141H151ZM186 142H184V144L186 143ZM194 142H195V139H194ZM198 142H199V140H198ZM222 142V141H221ZM242 142V143H241ZM253 142H255L254 140H253ZM110 143V144H109ZM134 143H136V144H134ZM146 143H144V144H142V146H140V147H143V145L145 146V147H147L145 144ZM150 143V142H149ZM165 143V142H164ZM183 143V142H182ZM195 143H197V142H195ZM208 144H209V142H207ZM232 143V142H231ZM239 143H241V144H239ZM252 143V144H251ZM261 143V142H260ZM14 144H16V143H14ZM139 144H141V143H139ZM150 144H152V143H150ZM183 144V145H184ZM210 144H212V143H210ZM225 144V146H224V149H226L227 150V146H228V144H227V142L226 143H224ZM233 144H235V143H233ZM232 144V145H233ZM17 145V144H16ZM175 145V144H174ZM181 145V144H180ZM188 145V146H189ZM196 146H200V148L203 146H201L200 144H195ZM219 145H223V142L221 143V144H219L218 143V145L216 146V147H219ZM248 145H250L251 146V148H249L248 147ZM262 147H261V146ZM18 146V145H17ZM128 146V147H127ZM152 146V145H151ZM173 146V145H172ZM235 147H236V145H234ZM259 146H260V148H259ZM7 147H9V146H7ZM6 147V145L5 146H3V144H2V142H1V140H0V152H5V154L4 155H6V153H7V155H8V148ZM11 147H13V146H11ZM144 147V148H145ZM170 147V146H169ZM180 147H182V145L180 146ZM186 146H184V148H185ZM238 147H236V149L238 148ZM117 148V149H118ZM136 148H137V151H136ZM143 148V149H144ZM167 148V147H166ZM174 148V147H173ZM232 148V147H231ZM234 148V147H233ZM232 148V149H233ZM239 148H238V150H237V155H238V152L240 151L239 150ZM264 148V147H263ZM1 149H3V150H1ZM126 149V150H125ZM146 149V148H145ZM144 149V150H145ZM180 149V148H179ZM179 149H178V151H179ZM196 149H197V147H196ZM195 148L194 149H191V150H196ZM201 149H204V147H202ZM200 149V150H201ZM223 149V150H224ZM229 149H230V147H229ZM235 149V150H236ZM6 150H8L7 152H6ZM11 150V149H10ZM62 150V151H61ZM119 150V151H120ZM162 150V149H161ZM182 150V149H181ZM206 150V149H205ZM204 150V151H205ZM225 150V151H226ZM234 150V151H235ZM13 151H15V150H13ZM13 151H11V152H13ZM116 151V152H115ZM127 151V152H126ZM130 151V152H131ZM140 151H141V149H140ZM170 151V150H169ZM202 151V150H201ZM233 151V152H234ZM255 151V152H254ZM63 152V153H62ZM126 152V153H125ZM182 152H183V150H182ZM222 153H223V151H221ZM231 152V151H230ZM115 153H117L118 154V156H119V160H117L118 159V156H117V154H115ZM133 153V152H132ZM144 153H145V151H144ZM151 153V152H150ZM218 153V152H217ZM240 152H239V154H241ZM250 153V152H249ZM13 154V153H12ZM16 154V153H15ZM39 154H41L40 152H39ZM38 154V155H39ZM130 154V153H129ZM129 154H127V155H129ZM224 154H225V152H224ZM1 155V154H0ZM59 155V156H58ZM117 157H116V156ZM150 155V154H149ZM219 155H221V154H219ZM218 155V156H219ZM234 155H235V153H234ZM242 156H243V154H241ZM256 155V154H255ZM261 155H264L263 153L261 154ZM53 155H51V157H52ZM115 156V157H114ZM145 156H146V153H145ZM222 156L223 157H225L223 154H222ZM221 156V157H222ZM246 156V155H245ZM253 156V155H252ZM1 157V156H0ZM6 157V156H5ZM57 157H59L58 158V160H57ZM144 157V156H143ZM150 157H152V155L150 156ZM155 157V156H154ZM153 157V158H154ZM223 157H222V159L220 158H218L219 160H224L223 159ZM227 157V156H226ZM226 157H225V159H226ZM256 157V156H255ZM254 157V158H255ZM2 158H4V156L2 157ZM114 158H116L115 160H114ZM213 159H215V157H212ZM239 158H241V156L239 157V155H238V157H237V161H238V164L240 163H242V162H244V164H252L253 165V163L252 162H254L253 161V157H250V158H252V159H250V158H248V157H243V158H245V159H243V158H241V160L243 159V161H241V162H239L240 160H239ZM7 159V158H6ZM4 159L5 160V162L4 163H9L10 162V160L9 159ZM122 159H124V158H122ZM209 159H211V158H209ZM247 159H248V162H247ZM256 159V158H255ZM8 160H9V162H8ZM30 160V161H29ZM41 160V159H40ZM51 160H52V158H51ZM154 160V159H153ZM217 160V159H216ZM218 160V161H219ZM249 160H250V162H249ZM257 161L256 162H258V161H263L264 160V157L262 156V158H261V160L260 159H258V157H257V159H256ZM7 161V162H6ZM15 161H16V163H15ZM118 161H119V163H118ZM152 161V160H151ZM215 161V160H214ZM217 161V162H218ZM32 162V163H31ZM118 163V164H116V165H114L115 163ZM178 162V161H177ZM216 162V161H215ZM225 162V161H224ZM246 162V163H245ZM264 162V161H263ZM208 163V162H207ZM211 163V162H210ZM236 163V162H235ZM255 163V162H254ZM260 163V162H259ZM45 164V165H44ZM237 164V165H238ZM255 164H257L256 166L258 167V163H255ZM263 164V163H262ZM5 165V164H4ZM3 165V166H4ZM212 165H214V163L212 164ZM3 166H2V168H3ZM118 167V168H116L117 170H115L114 168L115 167ZM211 166V165H210ZM240 166V165H239ZM148 167V166H147ZM212 167V166H211ZM260 167V166H259ZM262 167V166H261ZM261 167H260V169H261ZM264 167V166H263ZM262 167V168H263ZM1 168V167H0ZM215 168V167H214ZM241 168H245V166H241ZM140 169V168H139ZM148 169V168H147ZM150 169V168H149ZM259 168H258V170H256V172H258L259 170H260ZM135 170V169H134ZM142 170V169H141ZM154 170V169H153ZM262 170H264V169H262ZM122 171V170H121ZM140 171V170H139ZM150 171V170H149ZM188 171V170H187ZM226 171V170H225ZM6 172V171H5ZM53 172V173H52ZM113 171H111V174L113 173V174H115ZM137 172V171H136ZM142 172V171H141ZM140 172V173H141ZM146 172V171H145ZM144 172V173H145ZM119 173H118V175H119ZM135 173V172H134ZM264 174V171H259V174L258 173H256V174H258L259 176H262L261 174ZM129 176H130V174H128ZM137 175H139L138 173H137ZM137 175H136V177H137ZM146 175V174H145ZM150 175H151V172H150ZM141 176V175H140ZM258 176V177H259ZM112 177H114V175L112 176ZM125 177V176H124ZM132 177V176H131ZM154 177H156V176H154ZM138 178V177H137ZM120 179H121V177H120ZM120 179H117L118 181L120 180ZM141 179V178H140ZM231 179V178H230ZM122 180H124L123 178H122ZM134 180H136V178L134 179L133 177H132V181L134 182ZM233 180V179H232ZM138 181V180H137ZM123 182V181H122ZM132 182V183H133ZM3 183H5V185L3 184ZM128 183H129V181H128ZM117 184V185H116ZM130 184V183H129ZM4 185V186H3ZM119 185V186H118ZM122 185V184H121ZM123 186V185H122ZM222 193V192H221ZM110 196H115V197H117V198H115V197H110ZM142 197V196H141ZM140 197V201L142 200V198ZM117 199V200H116ZM174 199H175V201H174ZM173 199V201H172V199L169 201V199H162V200H152L151 202H150V204H153L152 205V207L151 208H154L155 210H157V211H161L160 209L162 208L163 209V207H164V205L166 206V205H171V204H179L178 206H181L183 203H182V201H180L181 199L180 198H178V200L176 199V198H174ZM100 201V202H99ZM145 201V200H144ZM172 201V202H171ZM180 201V202H179ZM246 201V200H245ZM259 203H258V202ZM154 202H156V203H159L158 205L156 204V203H154ZM167 202H169L170 204H168ZM177 202V203H176ZM251 202H253V203H250V205H253V204H255L254 203V200H251ZM255 202H257L255 205H254V209H255V211H256V208H257V206L258 207H260V206H262V205H264V203H262V205L260 204L261 202H262V199H261V202H260V200L259 199H255ZM147 203V204H146ZM167 203V204H166ZM182 203V204H181ZM99 204V205H98ZM139 204V205H138ZM142 204V203H141ZM147 201L145 202V205L147 206V209H149L148 210V212H150V210H151V208L150 207H148L149 205H150ZM163 204V205H162ZM245 204V203H244ZM244 204L242 205V207L244 206ZM144 205V206H145ZM163 206V207H161V206ZM250 205H249V207H250ZM146 206H145V208H146ZM151 206V205H150ZM156 206H160L159 208L158 207H156ZM171 206H173V205H171ZM168 207V206H167ZM241 207V208H242ZM256 207V208H255ZM240 208V209H241ZM251 210H253L252 212L254 213V209H253V206H251ZM260 208H264V206H262V207H260ZM134 209V210H133ZM178 209V208H177ZM180 209H182V208H180ZM237 209H238V211H237ZM101 210V211H100ZM146 210V209H145ZM169 210H171L170 208H169ZM179 210V209H178ZM242 210V209H241ZM248 210V209H247ZM250 210V211H251ZM257 212L256 213H254V214H257V213H259V214H261V213H264L263 211H264V209H261L262 210V212H260L261 210L260 209H258L257 208ZM141 211H143V210H141ZM165 211V210H164ZM167 212H168V210H166ZM165 211V212H166ZM151 212H153L152 210H151ZM166 212V213H167ZM172 212V210L169 212V213H171ZM182 212V211H181ZM180 212V210H179V212H178V216H180L179 214L181 213ZM228 212L229 211H227V215H228ZM245 213H243L244 215L246 214V216H247V218L244 216V218H246V219H248V218H250V220L248 219V221H250V222H255V221H251V220H256V218H255V215L254 216H252L253 218L251 219V212H249V210L246 212V211H244ZM168 213V214H169ZM224 213V212H223ZM247 213H249V214H247ZM123 214L124 215H127V212H122V216H123ZM139 214V215H138ZM153 214H155V213H153ZM160 214V213H159ZM173 214V213H172ZM175 214V213H174ZM173 214V215H174ZM184 214V213H183ZM183 214H182V216H183ZM241 215V214H240ZM143 216H146V217H144L143 218ZM161 216H162V214H161ZM231 216V217H232ZM241 216H243V215H241ZM241 216H239L240 218H241ZM257 216H258V214H257ZM256 216V217H257ZM263 216H264V214H263ZM125 217V216H124ZM226 217H228V216H226ZM261 216H259V217H257L258 219H257V221H256V223L261 219V220H263L262 219V217L260 218ZM126 218V217H125ZM161 218V217H160ZM181 218V217H180ZM244 218H242L241 220L243 221V219ZM264 218V217H263ZM186 219V220H185ZM187 219H188V221H189V218L187 217V218H181V220L184 222V221H187ZM221 219H222V221H221ZM147 222H146V221ZM151 220V219H150ZM245 220V219H244ZM214 221V222H213ZM242 221H240V223H242ZM246 221V220H245ZM263 222H264V220H263ZM154 223V222H153ZM161 223V222H160ZM159 223V224H160ZM162 223H165V222H162ZM213 223V224H212ZM211 224V225H210ZM215 224H217V225H215ZM225 224H227V225H229L228 227H230V228H228V227H226L225 226ZM237 224V223H236ZM182 225V224H181ZM206 225H208V226H206ZM215 225V226H214ZM251 225V224H250ZM260 225V224H259ZM160 226V225H159ZM259 228H258V227ZM180 227V226H179ZM248 228V229H247ZM246 231L247 232H249V233H246ZM252 232H255L256 233V235H253L252 234ZM260 232V233H261ZM263 234H264V232H263ZM194 235V236H193ZM250 236H251V238H250ZM255 236V237H254ZM256 236H257V238H259L258 240H257V238H256ZM253 238V239H252ZM254 240L255 239V242L253 241V242H251L252 244H250L249 243V241L250 240ZM207 240H211L210 242L209 241H207ZM234 240V241H233ZM257 240V241H256ZM209 242V243H208ZM212 243V244H211ZM254 243V244H253ZM253 246V247H252ZM255 246V247H254ZM178 248H181V251L182 252H180V251H178V254L177 253H173V251H175V249H178Z\"/></svg>", "mask_w": 264, "mask_h": 264}, {"label": "rangeland", "instance_id": "obj_2", "mask_svg": "<svg viewBox=\"0 0 264 264\" xmlns=\"http://www.w3.org/2000/svg\"><path fill=\"white\" fill-rule=\"evenodd\" d=\"M63 1V2H62ZM108 1V0H107ZM111 1H113L114 3L116 2V1H118L119 2V4H116L115 3V7H113V9H114V11H112L111 13H108V10H107V8H106V3L105 2H102L101 0H100V2H99V0H94V1H91L90 2V4L89 3H82L81 2V0H79V2H75V1H73V2H71V3H69L70 2V0H58V2H56V0H54L53 2H50V3H47L48 4V6H47V4H42L41 6H40V12H38L39 14H41V17L42 16H45L46 18H48V19H44V21L45 22H49L48 24H49V27L50 28H52L53 30H54V27L57 25L58 27H59V29H60V34H62V33H64L63 34V36L64 37H62L63 38V41L65 42V43H68V48H69V42H68V40L69 39H72L74 36H75V34L77 33L78 34V32L79 33H85V30H87L88 29V31L85 33V36H84V39H88L90 42H88L87 43V47H88V50H91L90 51V53L88 54V53H86V54H84L83 55V57L81 56L80 57V53H78V52H74V51H72V50H69V49H67V50H65L62 54H63V56H61V57H59L57 60H55L54 61V63H53V65H55V66H58V71H60L61 72V74L63 73V75H64V73H65V67H67V66H70V63H71V67H73V68H77L78 69V62H79V68H80V66L81 67H83L84 68V66H85V64H84V66H82L83 65V63H80L82 60H87V59H89V60H92V59H90V58H85V57H95V58H98L99 57V55L98 54H96V55H93V53H95L96 52V50L97 49H99V52H105L106 54H105V58H109L107 55H108V53H110V58L109 59H111V60H106V61H108V64H110V63H112V65L114 66V63L112 62V61H120L121 63L123 62H131L132 64L133 63H135V64H133V65H135L136 67V69H137V65L139 64V63H143L144 62V64H139V65H145L146 64V62L145 61H143V58H147L148 59V62H149V64L150 65H153L154 64V66H156V67H160V68H158V70L156 69V67L154 68L156 71H157V73H158V71H159V73L160 72H162V71H160V70H162L163 69V73H165L164 72V70H167V63H169V61H168V57H169V55H170V53H174V52H176V51H178V52H180L179 50H184L183 51V53H187V55H195L194 57H196L197 59H200V57H201V60L202 61H204L206 64L207 63H209V65H210V69H212V70H210V72L209 73H213V76H211V77H209L210 78V80L206 77L205 78V80L206 79H208V81H209V83H206L207 82V80H206V85H207V87H203L204 88V90H202L201 92L202 93H204V96H206L207 97V95H205V94H207L206 92H208L209 94H211L210 92L211 91H213V94H212V98H213V96L214 95H220L219 94V92L221 93H223V92H225L226 93V95H228V97L230 98V100H231V102H229V103H227V104H231V108L234 106V109L236 110L237 108V110H239L237 113L238 114H240L241 112H246V108H248V111L250 110L249 109V105L250 106H252L253 108H254V110L256 111V117H255V119H253L254 118V114H253V116H251L250 115V117L251 118H246V117H249V116H246V114H247V112H246V114H245V117L244 118H246V121H244L245 119H242V121H244L245 123H247V124H245L246 126H248V123H249V127H248V130L250 131V137H247V133H246V136L244 137V139H243V143H245V144H248L247 142H249V140L254 144V143H256V144H254V145H252V146H258L259 144H263L264 142H262L261 140L262 139H264V114L262 113V111H258L259 109H256V106L257 105H253V100H252V98L249 96V94H247V93H245V92H243V91H241V89H238V87H236L237 86V82L239 81V78L237 77V78H235L234 80H231L232 78H234L232 75L234 74H236L237 72H238V69L240 70V66H244L245 65V67H246V62L248 61V59L247 58H243L244 60H242V56H240V54L238 53L237 54V51L238 52H240L239 50H236V49H241L240 47L243 45H239V44H241V43H243V42H246V43H244L245 45H243L242 47L245 49V47L244 46H246V48L247 49H249L250 50V46L249 45H251V46H256V47H258L257 45H264V42H262L264 39H261V36H260V38H256V36H259V34L262 32V29L261 30H259L258 28H259V26L258 25H260V23L262 22L261 20H263V18L262 17H264V13L262 12L263 11V9L261 10V8H260V10H261V12H262V14H261V16L262 17H260L259 16V18H258V25H257V23H256V21H254L253 19H251V18H249L248 17V22H249V19H251V21H250V23L252 24V20H253V24H255L256 23V27H258L257 29L256 28H254V31L256 32L257 30H259V32H257V33H259L258 35H255V34H257V33H251V35H250V32H253L252 31V26H253V24L252 25H250L249 23V25L251 26V27H249L251 30H250V32H249V34H244L246 31L248 32V28H246V27H248V24L245 22V21H243L242 23H239V20H237L235 17H236V15L237 14H239L237 11V9L236 10H234V8H236L237 7V5H236V7H234L233 8V6H234V3L237 1H235L234 0V3H233V6H232V8L233 9H229V12H230V10H231V12H233L232 10H234V12L236 11L237 12V14H235L234 15V17L232 16V14H234V12L232 13V14H230L229 12V16L228 17H233V19L235 18L236 20H234L235 22H233V27H235V25L237 24V23H239V25H240V27L237 29V26L233 29L232 28V26L230 27L229 25H232V24H229V25H227L228 23H227V20H229V18L227 19L226 18V16H225V14L222 16L223 17V20L222 19H220V20H222L223 22V27H218L219 25H216L217 23H216V20H217V18H219V12L217 13V11H218V9L220 8L219 6H214L213 8H212V14L213 15H215L216 13V15H219L218 17L216 16V17H214L213 15H210V17L211 16H213V19H215L216 18V20L214 21L212 18H210V24H211V19L213 20V22L214 23H212V24H215V25H212L213 26V29H214V27L217 29V31L218 30H221V32L219 33L218 32V34H216L215 33V39H217L216 41H218V42H216L215 44H216V47H215V49H212L211 48V45H210V48L212 49H210L209 48V46H208V39L209 40H212L211 38L214 36V31H213V29H212V31H213V34H212V36H211V33H212V31L211 32H208V34H204V32L202 31L203 29H202V27L201 26H199L200 25V23H202V22H200V23H197L196 21H198V20H195V18L193 17V15H195L196 14V10H198V9H202L203 8V6H204V2L202 3V1H200L199 2V0H194L195 1V3H194V1H192V0H178L179 2L177 3L176 2V0H168V1H171V3H174V4H169L168 3V1H166L165 2V4L163 3L162 4V6H161V2H160V6H158L157 7V3H159V1H161V0H157L156 2H155V0H153V6L155 5V7L157 8L156 10H155V8L153 7V6H150L151 8H154V9H150L149 8V6H148V8H149V13L145 10V12L144 13H146V18H145V21H147V22H144V23H141L143 20H140L139 21V18H138V15L141 13V9H139L138 8V10H137V6L136 5H134V6H136V7H134L133 6V4H132V6L134 7V8H136V10L138 11V13L135 11V9H133V7L131 6V3H134V2H132V1H136V0H132V1H130L129 3H130V5L128 4V0H111ZM163 1H165V0H163ZM228 1H230V0H228ZM233 1V0H232ZM260 1V0H259ZM94 2V3H93ZM95 2H96V5H93V4H95ZM117 2V3H118ZM231 2V1H230ZM230 2H229V4H230ZM262 2V1H261ZM63 3H64V5H63ZM68 3H69V5H68ZM100 3H102V4H100ZM103 3H104V7H103ZM50 4V5H49ZM59 4H60V6H59ZM71 4V5H70ZM260 4V3H259ZM262 4H264V3H261L260 5H262ZM20 5V6H19ZM62 5V6H61ZM86 5V6H85ZM108 5H110V4H108ZM111 5H112V3H111ZM114 5V4H113ZM112 5V6H113ZM129 5V6H128ZM149 5V4H148ZM23 6V7H22ZM25 5L22 3V1L20 0V1H16V2H13L12 0H11V4H10V8H11V13H8L7 14V17H6V22H7V24H8V26H9V31L12 33V31H13V35H15V38L13 39V40H15V43H13L12 45H10V48L9 49H7L6 48V46L8 45V44H2V45H0V56L2 57V58H0V61H2L1 63L2 64H7L8 65V68L10 69V71H2V73L0 74V84L2 85V87H4L6 84H7V82H9L10 80H14L15 78V80H17V78H19V76L21 77V78H23V76H25V77H28V76H30L29 78H27V79H29V80H27L26 82H25V84H23L22 86L23 87H25V91L22 93V92H19V95H20V97L16 100V103L19 101V102H23V101H25V97H23L22 98V96H24V95H28L27 97H31L30 99L31 100H33V101H40V99H43L44 97H43V95L45 96V99L44 100H47L48 99V102L49 101H51V102H55L54 101V98H55V96L52 94V90H49V88H50V86L51 85H48V83H52L51 82V80H49L50 78L52 79V80H54V78L56 77V74H55V72L57 71V70H50L49 69V64L51 63L50 62V60H49V58H52V56H51V53H50V51L48 50V52L49 53H47V51L46 50H44V49H38L37 48V45H36V41H33V40H30V39H28L27 40V42H26V44H27V46L28 47H24L23 46V44H24V42H23V39H26V37L28 38L31 34H32V32H31V28H29V25L30 24H32L34 21H35V19H36V16H35V19H34V12L33 11H28L25 7H24ZM50 6V7H49ZM54 6V7H53ZM65 6H67L66 7V9L64 8ZM90 6V7H89ZM93 6V7H92ZM99 6V7H98ZM122 6V7H121ZM168 7V10L166 11L165 9H167V7ZM225 6V5H224ZM224 6H222V7H224ZM240 6V5H239ZM238 6V7H239ZM259 6V5H258ZM263 6V5H262ZM42 7V8H41ZM53 7V8H52ZM61 7V8H60ZM70 7V8H69ZM76 7V9H73V8H75ZM84 7H85V9H84ZM87 7V8H86ZM97 7V8H96ZM118 7V8H117ZM123 7H125V8H123ZM146 7H147V4H146ZM166 7V8H165ZM227 7V6H226ZM243 7V6H242ZM245 7V6H244ZM79 8V9H78ZM81 8V9H80ZM93 8V9H92ZM102 8H103V12H102ZM106 8V9H105ZM122 8H123V10H122ZM129 8V9H128ZM241 8V6L239 7V9ZM263 8H264V6H263ZM43 9V10H42ZM59 9V10H58ZM60 9H62V11H64V12H62ZM88 9H89V11H88ZM112 9V7H111V10H113ZM118 9V11H116ZM128 11L127 12V14H126V11ZM147 9V8H146ZM159 9H160V11H161V13H164L163 15L159 12ZM242 9V8H241ZM81 10V11H80ZM84 10L86 11L85 13H84ZM104 10L105 11H107V13L106 12H104ZM148 10V9H147ZM153 10H155V12H152ZM165 10V11H164ZM189 10V11H188ZM20 11H21V13L22 12H26V14H27V19L29 18V21L28 22H26V19L25 20H23L22 19V17L19 15L20 14ZM54 11H57V13H58V15L55 17L54 16ZM124 11V12H123ZM162 11H164V12H162ZM188 13H187V12ZM224 11H225V9H224ZM227 11V10H226ZM19 12V13H18ZM42 12V13H41ZM46 12V13H45ZM89 12V13H88ZM91 12V13H90ZM93 12V13H92ZM101 12V13H100ZM110 12V11H109ZM122 12V13H121ZM136 12V13H135ZM159 12V13H158ZM235 12V13H236ZM239 12H240V15H241V10H239ZM258 12V11H257ZM45 13V14H44ZM81 13V14H80ZM98 13V14H97ZM105 13V14H104ZM118 15H116V14ZM150 13H153L152 15H154V17L156 16V17H159V16H164L163 18L161 17V19H163V21L165 20V19H168V20H165V22L167 21L168 23L169 22H171V24L175 27V29H176V31H175V29L172 27V25L170 24H168L170 27H172L171 29H169V30H171V32L168 30V29H164L163 31H162V34L161 33H159V31L158 30H160V29H163V28H166V23L164 22V23H161L160 21H162L161 19H160V21H156L155 19H154V17L152 16L151 17V15H150ZM154 13H156V15L154 14ZM192 15H191V14ZM211 13V12H210ZM222 13H225V12H223L222 11ZM227 13V12H226ZM64 14V15H63ZM86 14V15H85ZM95 14H97V15H95ZM107 14H108V16H107ZM110 14V15H109ZM119 14H121V15H119ZM137 14V15H136ZM159 14V15H158ZM161 14V15H160ZM221 14V13H220ZM59 15H61V17L59 16ZM66 15V16H65ZM77 15H80V16H78V18H77ZM94 15H95V18H94ZM124 15V16H123ZM158 15V16H157ZM182 15V16H181ZM231 15V16H230ZM65 16V17H64ZM102 16H103V18H102ZM114 16V17H113ZM118 18H117V17ZM121 16L122 17H124V19L125 20H123L122 19V22L123 23H121L120 22V19L119 18H121ZM125 16H126V18H125ZM128 16V17H127ZM133 16H134V18H133ZM179 16V17H178ZM239 16V15H238ZM237 16V17H238ZM60 17V18H59ZM63 17L65 18V19H63ZM86 17V18H85ZM112 18L113 17V19H110V18ZM132 17V18H131ZM137 17V18H136ZM155 17V18H156ZM221 17V16H220ZM232 17L230 18V20H229V22L231 21V20H233L232 19ZM252 17V16H251ZM253 17H254V15H253ZM252 17V18H253ZM257 17H258V15H257ZM74 18V20L72 21V20H70V19H73ZM108 18V19H107ZM152 19V21H155V27L154 28H151V27H153V26H151L150 27V25H152L151 24V22L149 21V19ZM160 18V17H159ZM159 18H156L157 20L159 19ZM183 20H182V19ZM224 18H225V22H224ZM62 19H63V21H62ZM69 19V20H68ZM85 19H87V20H89V21H87V20H85ZM119 21H118V20ZM126 19H128V20H126ZM142 19V18H141ZM150 19V20H151ZM154 19V20H153ZM197 19V18H196ZM255 19H256V17H255ZM261 19V20H260ZM34 20V21H33ZM60 22H59V21ZM68 20V22H66ZM81 20H83V21H81ZM98 20V21H97ZM111 20H113V21H111ZM117 20V21H116ZM219 20V19H218ZM217 20V21H218ZM219 20V22H221ZM33 21V22H32ZM66 22V24H65V22ZM126 21H129V22H126ZM185 21V22H184ZM209 19L207 20V22H205L206 24L208 23L209 24ZM237 21V22H236ZM83 22V23H82ZM85 22V23H84ZM91 22V23H90ZM98 22V23H97ZM159 22L161 23V24H159ZM189 22V23H188ZM203 22V23H204ZM219 22H218V24H219ZM58 23H62L60 26L58 25ZM82 23V24H81ZM86 23H87V25H86ZM118 23H119V26H118ZM130 23V24H129ZM147 23V25H149L148 27H149V31L152 33L153 32V34H155V35H157V39H153V40H150L149 39V41H148V39L146 40V39H144V40H146L145 42L144 41H142L140 38H141V36H140V38L137 36V34L139 35V34H141V31H142V24H143V26H147V25H145ZM236 23V24H235ZM244 23V24H243ZM245 23L247 24V25H245ZM81 24V25H80ZM91 24V25H90ZM95 24V25H94ZM117 24V25H116ZM157 24H158V26H157ZM163 24V25H162ZM185 24V25H184ZM187 24V25H186ZM188 24H190V27L188 26ZM199 24V25H198ZM244 25V27H243V29L244 28H246V29H248V30H246V31H244L243 29H242V26ZM13 25V26H12ZM51 25H52V27H51ZM98 25V26H97ZM99 25H101L100 27H99ZM107 25V26H106ZM126 25H128V26H126ZM222 25H220V26H222ZM238 25V24H237ZM261 25H262V23H261ZM260 25V26H261ZM264 25V24H263ZM262 25V26H263ZM66 26V27H65ZM83 26V27H82ZM85 26V27H84ZM88 26H90L89 28H88ZM93 26V27H92ZM95 26H96V28L97 29H95ZM105 26V27H104ZM121 26V27H120ZM125 26V28H123ZM135 26V27H134ZM160 26V27H159ZM161 26H164V27H161ZM168 26V28H170ZM185 26H187V27H185ZM219 28H217V27ZM225 26V27H224ZM227 26V27H226ZM229 26V27H228ZM246 26V27H245ZM65 27V28H64ZM98 27H99V29H98ZM104 27V28H103ZM111 27V28H110ZM129 27H130V29H129ZM160 28V29H158V28ZM83 28L85 29L84 30V32L82 31L83 30ZM119 28H120V30H119ZM139 28V29H138ZM141 28V29H140ZM144 28V27H143ZM190 28V29H189ZM223 28H228L230 31H229V35H228V38H225V35L226 34H228V32H225V31H228V29H224L225 31H222V29ZM243 30V32H242V30ZM260 28H263V27H260ZM11 29V30H10ZM77 29H79L78 31H76ZM89 29H90V31H89ZM100 29H101V32H100ZM111 31H110V30ZM126 29V30H125ZM138 29V30H137ZM148 29V28H147ZM155 29V30H154ZM156 29H157V31H156ZM172 29H174V30H172ZM237 29V30H236ZM256 29V30H255ZM94 31V33H93V31ZM98 30V31H97ZM105 30V31H104ZM107 30H109V31H107ZM189 30V31H188ZM238 30H241V33H240V31H238ZM75 31V32H74ZM92 31V32H91ZM121 31V32H120ZM130 31V32H129ZM138 31H140V32H138ZM160 31V32H161ZM184 31V32H183ZM193 31V32H192ZM216 31V32H217ZM101 34H100V33ZM104 32V33H103ZM127 32V33H126ZM164 32V33H163ZM190 32V33H189ZM194 32H196V34H194ZM222 32H225V34L223 33V36H224V38H223V36L222 37H219L218 35L219 34H221ZM246 32V33H247ZM91 33H92V35H91ZM108 34L107 36L109 37H107L106 36V34ZM122 33V34H121ZM124 33V34H123ZM126 33V34H125ZM135 33V34H134ZM186 33H188V35L186 36ZM263 33H264V29H263ZM263 33H261L260 35H262ZM100 34V35H99ZM103 34V35H102ZM105 34V35H104ZM153 34H151V35H153ZM185 34V35H184ZM252 34H254L255 35V38L253 37L254 35H252ZM12 37L11 38H13V35L12 34H10ZM28 35V36H27ZM121 35V36H120ZM127 35V36H126ZM131 35V36H130ZM196 35H197V37H196ZM264 35V34H263ZM262 35V36H263ZM86 36H88V37H86ZM91 36V37H90ZM106 36V37H105ZM138 37V38H135L134 40H133V38L134 37ZM227 36V35H226ZM230 36V37H229ZM98 37V38H97ZM127 37H129V39L127 38ZM130 37H132V38H130ZM179 37V38H178ZM264 37V36H263ZM262 37V38H263ZM22 38V39H21ZM93 40H92V39ZM103 38V39H102ZM119 38V39H118ZM126 38L128 39V40H126ZM219 38H220V42H221V40L222 39H224V41H225V39H231V41H232V44H231V41H230V46L228 45L229 44V41L227 40V41H225V43L226 42H228V46L226 45H222L221 46V44L219 43ZM100 39V41H98ZM109 39V40H108ZM117 39V40H116ZM130 39H131V41H130ZM137 39V40H136ZM139 39V40H138ZM195 39V41H193ZM197 39V40H196ZM200 39H201V41H200ZM250 39H252L253 40V42L255 41V40H257V42L256 43H258V41L260 40L261 42H262V44L261 43H259V44H253L252 43V41H251V43L250 42H248V40L250 41ZM255 39V40H254ZM92 40V41H91ZM105 40L107 41L108 40V43L109 44H106V42H105ZM111 40V41H110ZM120 40V41H119ZM125 40V41H124ZM17 41H19V42H22L21 43V45H18L17 44ZM32 41V42H31ZM111 43H110V42ZM115 41V42H114ZM119 41V42H118ZM127 41V42H126ZM132 41H133V43H132ZM136 43H135V42ZM140 41V42H139ZM141 41L144 43V45L143 44H141ZM208 41V42H207ZM212 41H214L215 42V40H212ZM212 41H210V42H212ZM223 41V40H222ZM97 42V43H96ZM117 42H118V44H117ZM121 42V43H120ZM123 42H125L124 44H123ZM152 42V43H151ZM214 42H213V47H214ZM103 45H102V44ZM186 43V44H185ZM223 43V42H222ZM90 44L92 45L91 47H90ZM112 44V45H111ZM122 44V45H121ZM134 44H136V45H134ZM139 44V45H138ZM212 44V43H211ZM5 45V46H4ZM94 45V46H93ZM131 45V46H130ZM134 45V46H133ZM141 45V46H140ZM192 45V46H191ZM97 46H98V48H97ZM111 46V47H110ZM135 46H136V48H135ZM237 46H239V48H237ZM247 46H249V47H247ZM259 46V47H260ZM91 49H90V48ZM93 47V48H92ZM114 47V48H113ZM133 47H134V49H133ZM259 47L258 48H252L251 47V49H253V50H250V51H255V50H258L259 51ZM3 48V49H2ZM24 48H26V51H23L24 50ZM125 48V49H124ZM132 48V49H131ZM207 48V49H206ZM241 49V50H244V49ZM3 51H2V50ZM31 49V51L29 52V50ZM123 49H124V51H123ZM130 49V50H129ZM172 49H173V51L174 52H172ZM247 49H245L246 50V52H247ZM69 50V51H68ZM87 50V51H88ZM186 50H188V51H186ZM235 50H236V55H235ZM9 51V52H8ZM28 51V52H27ZM44 51V52H43ZM69 52V54H70V56H69V54L68 55H66L67 54V52ZM70 51H72V52H74V53H71ZM95 51V52H94ZM186 51V52H185ZM191 51V52H190ZM197 51V52H196ZM250 51H248V52H250ZM258 51H255L254 52V54H253V58L255 57V54H256V52H258ZM3 54H2V53ZM38 52V53H37ZM57 52H59V51H57ZM65 52H66V54H65ZM92 52V53H91ZM113 52V53H112ZM193 52V53H192ZM197 54H196V53ZM200 52H203V53H201V54H199ZM244 51H242V53H243ZM246 52H244L245 54H247V56L248 55H252V54H248V53H246ZM253 52H251V53H253ZM5 53V54H4ZM9 53L10 54H13V55H10L9 56ZM25 53V54H24ZM189 53V54H188ZM78 54H80L79 56H78ZM104 54V53H103ZM244 55V54H243ZM78 56V57H77ZM97 56V57H96ZM235 56V57H234ZM240 56V57H239ZM246 55H245V57H247ZM15 57V58H14ZM46 57H47V59H46ZM188 57V56H187ZM190 57V56H189ZM193 57V58H194ZM252 56H250V58H251ZM68 58V59H67ZM77 58H80V59H78V61H77ZM173 58V57H172ZM196 58H194V60L196 59ZM102 59H103V56H102ZM101 59V60H102ZM174 59V58H173ZM188 59H190L191 60V57L190 58H188ZM72 60L74 61V60H76L77 61V63H76V61H74V63L72 62ZM100 60V63L102 64H104V62H105V60H104V62H102ZM175 60V59H174ZM190 61V63L192 62V64H188V66H190V67H192L191 65H193V67L192 68H194V67H196V66H198V61L199 60H197V62L196 61ZM201 60H200V62H201ZM247 60V61H246ZM256 61H254L253 60V62H255L256 64H257V62L259 61V59H258V61H257V58L255 59ZM88 61V60H87ZM87 61H85L86 62V66H88L87 65ZM168 61V62H167ZM69 64H68V63ZM84 62V63H85ZM90 62V61H89ZM91 62H93V61H91ZM90 62V63H91ZM136 62H139V63H137V65H136ZM148 62H147V65H149L148 64ZM152 64H151V63ZM194 62V63H193ZM250 62L251 63H253L252 62V60H250ZM37 65H36V64ZM73 63V64H72ZM100 63H99V61H98V65H100ZM107 63V62H106ZM116 63V62H115ZM122 63V64H123ZM187 63H188V61H187ZM197 65H196V64ZM242 63H246V64H244V65H242ZM248 63H249V61H248ZM63 64V65H62ZM68 64V65H67ZM102 64V65H103ZM119 64V63H118ZM127 64V63H126ZM185 64H186V62H185ZM185 64H183V65H185ZM250 64V63H249ZM254 65L255 66V68L254 69H256V66L258 65V64H260V63H258L257 65ZM39 65H42V67H45L44 69H45V73L43 72V71H41V69H39L38 68V66ZM74 65V66H73ZM94 65H97V63L96 64H94ZM115 65H117V64H115ZM124 65V64H123ZM183 65H181V66H183ZM187 65V64H186ZM208 65V64H207ZM223 65V66H222ZM61 66V67H60ZM65 66V67H64ZM92 66V65H91ZM104 66H105V64H104ZM103 66V67H104ZM118 66V65H117ZM117 66L115 67V68H117ZM121 66V65H120ZM130 66V65H129ZM199 66H201L202 68H198L199 70L197 71V67L194 69V71L196 70L197 71V73L198 72H200V69H201V71H202V69H203V66L202 65H199ZM247 66H249L248 64H247ZM63 67V68H62ZM89 67H90V65H89ZM102 67V66H101ZM101 67H100V71L102 72V69H101ZM102 67V68H103ZM114 67H112V68H114ZM125 67V66H124ZM131 67V66H130ZM129 67V68H130ZM133 67V66H132ZM131 67V68H132ZM141 67V66H140ZM144 68H146L145 66H143ZM148 67H150V66H148ZM147 67V68H148ZM187 67V66H186ZM223 67V68H222ZM226 68V70H225V68ZM244 67V68H245ZM34 68L36 69V70H39L40 71V73L38 72L36 75L35 74H33V70H34ZM105 69H106V67H104ZM109 68V67H108ZM121 68V67H120ZM126 68H127V66H126ZM135 68H133V69H135ZM138 68H139V66H138ZM143 68V69H144ZM146 68V69H147ZM151 68H153V67H150V69ZM244 68L242 67V71H244ZM249 68L250 67H246V69L247 70H249ZM55 69H57V68H55ZM60 69V70H59ZM63 69V70H62ZM111 69V68H110ZM135 69V71H136V73H137V71H138V69L136 70ZM160 69V70H159ZM251 69V68H250ZM114 70H116V69H114ZM127 70V69H126ZM125 70V71H126ZM129 70V69H128ZM148 70H149V68H148ZM152 71L151 73L153 74L154 72L156 73V71ZM247 70H245L244 72H247ZM109 71V70H108ZM120 71V69L118 70V73H120L119 72ZM124 71V70H123ZM124 71V72H125ZM130 71H133V72H135L134 70H130ZM142 71V70H141ZM147 71V70H146ZM145 71V72H146ZM151 71V70H150ZM150 71H148V74H150L149 72ZM185 71H187V69L185 68ZM194 71L192 72L193 73V75H195L194 74ZM196 71H195V73H196ZM206 71V70H205ZM241 71V70H240ZM242 71H241V73H242ZM249 71H251L250 72V74L253 72V70H249ZM51 72V73H50ZM105 72V71H104ZM129 72V71H128ZM145 72H144V74H143V72H140V75L142 74L143 76L145 75ZM171 72H173V71H171ZM183 73H184V70L182 71ZM204 72V71H203ZM226 72V73H225ZM31 73V74H30ZM42 73V74H41ZM108 73V72H107ZM106 73V74H107ZM115 73H117V72H115ZM127 73V72H126ZM135 73V74H136ZM154 73V74H155ZM174 73V72H173ZM172 73V74H173ZM187 73H189V69H188V72ZM186 73V74H187ZM192 73H190V74H187V75H189V76H187L186 75V79H185V75L184 76H181V79H179V81H181L182 80V83H180V82H178V83H180V86L181 85H184V86H179V84L177 85V83L176 82H174L173 80H178L176 77H178L177 76V74H176V77H175V74H174V78L172 79L170 76H169V78L168 79H172V81L176 84H174V86H173V84H170V85H172V86H168V88H166L167 87V85L168 84H165L166 86H164L163 84H164V79L162 78V81H163V84H161L162 82H161V80H159L160 82H156L155 81V77H157V74H156V76L154 77V75H153V77L155 78H153V82H150L151 80H149V79H151L152 78V75L150 76L151 78H146V79H143V80H140V79H137V80H139L140 81V83H139V81H138V84H140V86H143V87H145V88H139L138 87V89H137V80L135 81V79H133L134 80V82L135 83H133V81H132V78L131 77H127L126 79L127 80H129L128 78H131V83H133V84H136V86L135 85H133L134 86V90H135V88H136V90L138 91V90H140L139 92H143L142 90H145L144 91V93L142 94L141 93V96H140V93H136V90H135V93L138 95V96H140L139 97V99L137 100V102H136V105H134L133 106V109H132V107L130 106V105H127L126 106V103H124V104H122L123 102H121V104H122V106L123 105H125L126 106V111H124V113H129L130 112V110H133L134 112H130L129 114H124V115H121V117L120 118H122V119H120L119 117H115L114 115H112L111 113H109V111H106V110H104V109H102V107L100 108V107H94L93 105H92V103H91V106L89 105V103L87 104V102H86V98H80V99H82V100H84L83 102H81V103H85L86 102V108L88 109V107H89V111L88 112H86V114H85V118H84V120L82 119L81 121H76L75 119H74V117H73V115H72V113H71V110H70V108L68 107V105H67V103H66V98H65V100L63 101V99H61L60 98V96L58 95V99L56 100V102H55V105L54 104H52L51 102L49 103L50 105H51V107H49L50 109H48L49 111H48V114H49V121H47L44 125H42V126H40V128H41V130L40 131H33V122H35L34 121V117L33 116H23V117H19L21 114H22V111H21V106H20V108H19V106H18V108L17 109H15V108H12V106L14 105L13 104V102L12 101H3L2 103H1V105H0V111H5V112H7V115L6 116H8V115H13V117L15 118V119H13V117H11L12 119H11V121L10 122H13V121H15L14 122V125L13 126H10V128L11 129H8V131L10 130V132H8L9 134H11L10 136H9V134L7 133V135L5 136V135H3L2 137L3 138H1L0 140H1V142H2V144H3V146H5L6 145V147L7 146H9V147H7L8 148V150H6V152L8 151V155H7V153H6V155H4L5 154V152H0V175L1 176H3V175H6V174H9L10 173V171L12 170V166H13V161H12V159H13V157L15 158V160L17 161V159L19 158L20 160L22 159V160H25L26 158H30V159H32L33 160V162H35V163H38V164H40V166H42V162L44 163L45 162V167H43V168H46V169H48V170H51L52 169V167H51V165H50V163H52L55 159H56V157L54 158V156L55 155H57L58 153H59V147H60V145H61V149H63V152H64V146H65V143L64 142H66L65 141V138H66V136H71V135H73L72 134V129L77 133L76 134V136H79V138L80 137H83V136H86V135H90V136H93V137H95V133H97V137H101V135H105V137L108 135L107 133H109L110 135L109 136H117V135H124L125 134V136L127 137V138H125V139H123L122 141L124 142L123 143V145H121L122 144V142H120V140L122 139H119V141L117 140V139H115V141L117 140L118 141V143H117V141H116V143H114L113 141V139L111 140L112 141V143H114V145H120L121 147H122V151H123V149L124 148H126L125 147V143L128 141V140H130L129 138H131L132 140H134V141H136V139H137V137H136V135L138 136V135H140L141 136V139H143L144 138V140H146V135H144V133H146L147 135L149 134V131L151 132L152 131V129H153V131H152V133H150L149 134V142L150 143H152V144H150L149 142H148V145H147V141L145 142H143V141H141L140 140V137H139V140L141 141V142H139L138 140H137V142L136 143H141V144H139L138 143V145L137 146H142V144H144V143H146L145 145L147 146V147H145L144 145H143V147H138L139 148V152L140 153H138V151H137V148H136V151H137V153H135V151L133 150V151H131L132 149H135V148H132L133 146H136V145H132V144H130V143H128L127 142V144H128V146L129 145H132V146H130V148H132V149H129V148H126L128 151H129V153H126V157H121L120 155H121V153H119V152H122L121 150H120V148H118L119 146H115L116 147V151L118 150V153L120 154L119 156H120V158H121V162L119 163V156H118V154L117 153H115V154H117V156H118V159L117 160H119L118 161V163H119V170H120V173L119 172H117L118 170L116 169V168H118L117 166L114 168L115 170H117L116 171V173L114 172V170H112L111 169V171H113L115 174H111V171H109V175H111V178H110V176H109V181L110 182H113V180H114V178H117V179H120V177H121V179L118 181L117 179L114 181L115 183H120V187H125V186H127V189H128V191H126V193H128V194H130V195H132V196H136V200L134 199V200H132V198H130V201L131 202H128V201H120L119 202V205H116V204H114L113 202H109L106 198H105V200L104 201H99L100 203L99 204H104V205H106V210H104V211H101L102 212V216L99 218V220H100V222H105L106 221V218L107 217H109V216H111L110 214L111 213H116L115 212V209L117 208V209H119L120 207H122L121 209H120V217H122L123 218V220H127V219H129V218H131V217H134V216H136V214L137 213H135L136 212V209H135V211H134V213H133V211H132V208H134L135 207V205H134V202H136V201H139L140 203V205H139V207L138 208H142L143 207V209H140L139 210V212H141V215L140 216H142V215H144V212L146 213V211H147V217L149 218V225H152V227L154 228L153 229V231H155V232H153V233H155V237L156 238H158L159 237V235L160 234H162L163 232V230H162V225L163 224H166V222L168 221L167 220V216L168 215H170V216H172V221L174 222V223H176L177 224V227L178 228H185V226H186V228H188V227H190L191 229H194L196 232L199 230V228L201 227L200 225H202V224H204L205 222H206V224L208 223L206 220L208 219V220H210L209 222H212V220H214L215 222H216V220L217 221H219L220 222V220H218L219 219V216L221 217V218H223V215H226V216H228V217H226L225 216V218L224 219H226V220H223L224 222H223V224L226 222L227 224H232V222H227V220L229 221L230 219L232 220H234V216H232L233 214L235 215V218L237 217V214H239L238 215V218L240 219V221H242L241 219L242 218H244V216L247 218V216H246V214L244 215L243 213H245L244 211H248L249 210V212H251V219L253 218L252 216H254L255 215V218H256V220H251V221H255V222H250V221H248V219L250 220V218H248V219H246V218H244L243 219V221H242V223H240V221L238 220V221H236V219H235V222L237 223H235V222H233V223H235L234 225L236 226V225H239L238 227H247L248 226V228H249V230L250 229H252V230H255V224H257L259 227H260V229L264 226V222H263V220H264V216H263V214L264 213H261V214H259V213H257L258 214V216H257V214H254V213H256L258 210H257V208L258 209H264V208H260V207H262V206H264V205H262V203H264V174H261L262 176H259L258 174H259V171H264V170H262V169H264V160L261 162V161H258V162H256L257 160V157H258V159H260L261 160V158H262V156L264 157V155H261L262 153L264 154V150H261V153H260V158H259V156H258V154H257V152H258V150H256V153H251V151H253V150H250L249 152L247 151V153H241V150H240V148L238 147V144H237V142H239L240 141V136H239V138H237L236 136H235V134H234V136L232 135H230L231 133L233 134L234 132H231L230 134H228L230 131H233V128H230L232 125V123L233 124H235V119H237V118H243V116L241 117V115H238V114H236V117L233 119V115H231V116H224L223 115V118H225V117H228L229 119H230V117H231V120H229L228 118V121H227V119H226V121H227V123H226V121H225V119H224V121H225V123H221L222 121L220 120V119H223V118H221V114H219V112L217 111V113H215V114H219L218 116H219V118H218V120H217V116L214 114V116H213V112H216L212 107V104H210L209 102H210V99H211V102H212V98H210L211 96L210 95H208L209 97L208 98H205L206 100H204V96H202V98H203V100L205 101V102H207L208 103V107L207 108H205L206 106H205V104H207V103H203L204 105H201V106H205V107H202L201 108V106H200V104L202 103V101H201V96H199V93L196 91V95H197V97H196V99H195V103H191L190 102V104H189V106L190 105H194L195 104V106L194 107H196V109L198 110V111H196V113L197 112H203V117H201L202 116V114H201V116L199 117V119L197 118L198 116H196L197 114H195V118L197 119H195V122H193V123H189V122H187L188 121V119H189V117H190V119H192V120H190L189 119V121H194L193 119H194V117H191V116H194V115H192V113H188L189 111L187 110V109H190V111L192 112V110H191V108H193L192 106H190L191 108H187L186 106H188L187 104H185L184 102V104H182V105H184V106H179L180 104H181V102L183 101V99H185L184 97H187V95H188V93L186 94V95H184L183 93H182V89L184 90V88H185V90H187L186 92H188V88H190V87H188V79L190 80L191 79V82L190 83H192V78L194 77L193 75H191ZM241 73H240V75H241ZM129 74V73H128ZM127 74V75H128ZM138 74V73H137ZM162 73H160V75H161ZM169 74L172 76V74L169 72ZM199 74V73H198ZM197 74V75H198ZM250 74L247 72L246 73V75H249V77H250ZM120 75V74H119ZM119 75H118V77H119ZM130 75V74H129ZM159 75V74H158ZM163 75V74H162ZM168 75V74H167ZM190 75H191V78H188V77H190ZM196 75V76H197ZM200 75V74H199ZM201 75H202V72H201ZM204 75V74H203ZM205 75H207V74H205ZM210 75V74H209ZM209 75H207V76H209ZM240 75H238V76H240ZM243 75H244V73H243ZM252 75V74H251ZM38 76V77H37ZM107 76H109V75H107ZM117 76V75H116ZM131 76V75H130ZM143 76H141L142 78H143ZM147 76V75H146ZM164 76V75H163ZM166 76V75H165ZM193 76V77H192ZM117 77V78H118ZM125 77H126V74H125ZM135 77V76H134ZM136 77H137V75H136ZM135 77V78H136ZM159 77V76H158ZM173 77V76H172ZM180 77V76H179ZM178 77V78H179ZM200 77H202V76H200ZM200 77H199V79H200ZM204 77V76H203ZM241 77H243L242 75H241ZM240 77V78H241ZM42 78V79H41ZM45 78V79H44ZM176 78V79H175ZM194 78H197V77H194ZM212 78V79H211ZM243 78H245V77H243ZM242 78V79H243ZM39 79V81H36V80H38ZM125 79V78H124ZM125 79V84L127 83L129 86H131V83H128V81ZM159 79V78H158ZM161 79V78H160ZM166 80H167V78H166ZM185 80L187 81L186 83H185ZM197 80V79H196ZM43 81V82H42ZM129 81V82H130ZM170 82V80H167L166 82ZM171 81V83H173ZM194 81V80H193ZM222 81V82H221ZM42 82V83H41ZM165 82V83H166ZM210 82H212L213 83V86H209L210 85ZM16 83L19 85V83H21V82H17L16 81ZM45 83V84H44ZM223 83V84H222ZM41 84H43V85H41ZM124 84V85H125ZM186 84H187V86H186ZM45 85H46V87H45ZM48 85V86H47ZM74 85V86H73ZM127 85V86H128ZM190 85V84H189ZM205 84H204V86H206ZM212 85V84H211ZM44 86V87H43ZM61 86L63 87L62 88V90H60V93L62 94V96L64 97V96H68L69 94H70V91L68 90L67 91V88H71V89H74V91L75 92H77L79 95V97H80V95H82V94H84V95H87L86 94V91H82V90H85V89H87L86 88V86L85 87H83V86H81V87H79V86H77L76 84H72V85H67V87L65 86V85H63V84H61ZM126 86V85H125ZM128 86V87H129ZM175 86H177V89H178V91L176 90V87ZM83 87V88H82ZM148 87H149V89H148ZM173 87V88H172ZM184 87V88H183ZM186 87H187V89H186ZM43 88V89H42ZM130 88V87H129ZM153 90H152V89ZM163 88V89H162ZM170 88H172V89H170ZM205 88H207V89H205ZM125 89V88H124ZM124 89H122L123 91L121 92V96H123V98L124 97H127L128 95L130 96V94H131V96L129 97H127V98H122V99H119V100H125L126 99V101L127 100H135L136 101V98L135 97H133L132 96V91H133V89L131 88L130 90H128L127 89V87H126V90L124 91ZM148 89V90H147ZM147 90V91H146ZM206 90V91H205ZM82 91V92H81ZM171 91V92H170ZM178 92L177 94L175 93V92ZM245 91V90H244ZM85 92V93H84ZM149 92H150V94H149ZM184 92V91H183ZM21 93V94H20ZM33 93V94H32ZM38 93V94H37ZM54 93V92H53ZM125 93V94H124ZM135 93H133V94H135ZM148 93V94H147ZM157 93V94H156ZM171 93V94H170ZM198 93V94H197ZM244 93V94H243ZM23 94V95H22ZM30 94V95H29ZM34 94L35 95H38V96H34ZM40 94V95H39ZM43 94V95H42ZM153 95V97L155 96V98H153L152 97V95ZM155 94V95H154ZM169 94V95H168ZM174 94V95H173ZM22 95V96H21ZM41 95H42V97H41ZM126 95V96H125ZM146 95V96H145ZM178 96V98L180 99L181 97H183V99L181 100V102H180V104H179V99H178V101H175V102H178V106L177 105H175L176 103L174 102V104H173V100H171V99H173V97H176V96ZM182 95V96H181ZM184 95V96H183ZM134 96H136V95H134ZM164 96H166V97H164ZM172 97L171 99H170V97ZM36 97V98H35ZM37 97H41L39 100H38V98ZM47 97V98H46ZM34 98V99H33ZM52 98V99H51ZM135 98V99H134ZM169 98V99H168ZM215 98V97H214ZM156 99V100H155ZM188 99V98H187ZM154 100V101H153ZM169 100V101H168ZM186 100V99H185ZM236 100V101H235ZM243 100V101H242ZM246 100V101H245ZM88 101V100H87ZM116 101V100H115ZM154 102V103H156L157 105L155 106V105H151V104H154V103H151V102ZM172 101V102H171ZM189 101V100H188ZM64 102L66 103V106H65V104H64ZM116 102H118V101H116ZM129 102V101H128ZM166 102V103H165ZM201 102V103H200ZM239 102V103H238ZM137 103H139V106L137 105ZM144 104L143 105V107H142V105H140V104ZM150 104V105H148V106H151V108H152V106L153 107H155V109H157V111L155 110V109H148L149 107H144L146 104ZM186 103H188V102H186ZM197 103V104H196ZM213 103V102H212ZM241 103V104H240ZM246 103V104H245ZM169 104H170V106H169ZM237 104V105H236ZM53 105V106H52ZM242 105H243V107H242ZM125 106H123V108L125 107ZM131 108H130V107ZM135 106H138L137 108H135ZM147 106V105H146ZM167 106V107H166ZM176 106V107H175ZM188 106V107H189ZM198 106V107H197ZM241 106V107H240ZM10 107H11V109H10ZM92 109H91V108ZM127 107L130 109H127ZM143 109H142V108ZM166 107V108H165ZM169 107H170V109H169ZM182 107V108H181ZM258 107V106H257ZM25 108H27V106H25ZM85 108V109H86ZM122 108V107H121ZM141 108V109H140ZM146 110H149V111H153V112H148V111H146ZM165 110H164V109ZM174 108H175V110H174ZM184 108V109H183ZM186 108V109H185ZM210 108H212V109H210ZM242 108V109H241ZM28 109V108H27ZM102 109V110H101ZM160 109V110H159ZM181 109V110H180ZM183 109V110H182ZM195 109V108H194ZM200 109V110H199ZM261 109V108H260ZM29 110V109H28ZM93 110V111H92ZM140 110V111H139ZM144 110V111H143ZM171 110H172V112H173V115H171V116H169V114H171ZM234 110V111H235ZM243 110V111H242ZM262 110V109H261ZM30 111V110H29ZM65 111H67V116H65V114H64V112ZM97 111V112H96ZM162 111H164V112H169V113H166L169 117L168 118H175V120H171V122H168V124L169 125H165L164 123H162V121H164L165 119H166V114H164L163 116H165V118L164 117H161V113H162ZM174 111L175 112H177V113H174ZM184 111V112H183ZM213 111V112H212ZM69 112V113H68ZM102 112V113H101ZM137 112H139V113H137ZM145 112V113H144ZM148 112V113H147ZM160 113V115H159V113ZM194 112V111H193ZM200 112H199V115H200ZM212 114H211V113ZM249 112H251V111H249ZM259 112H261L262 114H263V116L261 115V113L259 114ZM263 112H264V108H263ZM137 113V114H136ZM150 113H151V115H150ZM185 113V114H184ZM88 114V115H87ZM90 114V115H89ZM104 114V115H103ZM107 114V116L105 117V115ZM111 114V115H110ZM163 114V113H162ZM174 114L176 115V117L174 116ZM189 114H191V116L189 115ZM194 114V113H193ZM244 114V113H243ZM102 115H103V117H105V118H102ZM109 115L111 116V117H109ZM136 115H138V116H136ZM142 115V116H141ZM158 115V116H157ZM187 115V116H186ZM189 115V116H188ZM208 115V116H207ZM237 115L239 116V117H237ZM114 117V119H113V117ZM136 116V117H135ZM179 116V117H178ZM186 118H184V117ZM206 116V118H204ZM216 116V117H215ZM95 117H98V118H95ZM133 117H135V118H133ZM155 117V118H154ZM159 117V118H158ZM210 117V118H209ZM36 118L38 119V117L36 116ZM90 118V119H89ZM107 118V119H106ZM119 119V120H117L118 121V123H117V121H116V119ZM150 119L151 120V118H152V120L151 121H148V122H146L147 120L146 119ZM162 118H164V120L162 119ZM203 118V119H202ZM214 120H212V119ZM96 119V120H95ZM98 119H100V120H98ZM101 119H103V121L101 120ZM111 119V120H110ZM112 119L114 120V122H116V126L115 127H111L112 126V122H110V121H112ZM160 119V120H159ZM184 119V120H183ZM203 120L202 122L200 121V122H198L199 120ZM205 119V120H204ZM247 119H249V120H247ZM251 119H253V120H251ZM95 120V121H94ZM98 120V121H97ZM107 121V123H105L106 121ZM129 120V121H128ZM141 120V121H140ZM144 120H146V121H144ZM167 120H169L170 121V119H167ZM180 120V121H179ZM211 120V121H210ZM220 120V121H219ZM95 122V124H94V122ZM120 121V122H119ZM146 122L147 123V125H148V123H149V126H144V128H146L147 129V127H148V129L149 130H146L147 132H143L142 131V128H143V126H140L142 123L141 122ZM153 121V122H152ZM217 121V122H216ZM223 121V122H224ZM231 121H233V122H231ZM103 122V123H102ZM109 122V123H108ZM113 122V123H114ZM129 122V123H128ZM150 122H152V123H150ZM165 123H166V121H164ZM204 122H205V125H206V127H205V125H204ZM208 122V123H207ZM211 122V123H210ZM219 122V123H218ZM228 122H231L230 123V125L228 124ZM244 122H241V120H240V122H239V119H238V121H237V123L240 125L241 123H244ZM98 123H99V125H98ZM124 123H126V124H124ZM171 123H172V125H171ZM189 123V124H188ZM236 123V124H237ZM24 124H26V127H23L22 125H24ZM134 124V125H133ZM159 124V125H158ZM163 124V125H162ZM167 124V123H166ZM176 124V125H175ZM182 124H184V125H182ZM195 124V125H194ZM210 126H209V125ZM216 126H215V125ZM237 124V125H238ZM54 125H56L57 126V129L56 128H53V126ZM118 125V126H117ZM144 125H145V123H144ZM183 126V128H181L182 126ZM186 125H188V126H186ZM213 125H214V127H213ZM218 125V126H217ZM221 125V126H220ZM228 125V126H227ZM243 125V124H242ZM244 125V127H246ZM99 126H101V127H99ZM105 126V127H104ZM164 126H165V128H164ZM185 126V127H184ZM212 126V127H211ZM230 126V127H229ZM235 125H233V127H234ZM31 127H32V130H31ZM92 127V128H91ZM94 127V128H93ZM108 127V128H107ZM111 127V128H110ZM150 127V128H149ZM180 127V128H179ZM194 128L195 129V131H196V129H197V131L199 132V134H202L203 136H201V139H199L198 137H199V135L195 132V133H193V135H195V134H197V135H195V138H194V136L192 135V133L190 132V131H188L187 130V128ZM211 127V128H210ZM95 128H97V129H95ZM99 128H100V130H99ZM107 128V129H106ZM111 130H110V129ZM117 130H116V129ZM120 128H122V129H120ZM130 128V129H129ZM137 128H138V130H137ZM144 128H143V130H144ZM168 128V129H167ZM193 128H192V130H193ZM223 128V129H222ZM228 128V129H227ZM247 128V127H246ZM109 129V130H108ZM129 129V130H128ZM136 129V130H135ZM169 131L168 133H167V130ZM175 131H174V130ZM181 129V130H180ZM212 129H214V130H212ZM224 129H226V130H224ZM14 130V131H13ZM104 130H106V132H103ZM107 130H108V132H107ZM115 130H116V133H115ZM122 130V132H120ZM183 130V131H182ZM211 130V131H210ZM221 130H223V133L221 132ZM230 130V131H229ZM177 131V132H176ZM190 132L191 133V135L193 136V139H192V137L190 136V133H188L189 135L187 136V132ZM214 131V133L215 132H217V131H220V133H222L223 135L226 133V136L227 137H225V135H224V137L226 138V141H223V139H225V138H223L222 136H221V134L219 133L218 134V132L216 133L218 136H220L219 138H221V141L223 142V145H219V147H216L217 145H218V143L219 144H221L222 142L218 139V137H217V135L216 134H212L211 132H213ZM225 131V132H224ZM227 131H229L228 133H227ZM249 131H248V133H249ZM12 132V133H11ZM16 132V133H15ZM92 132V133H91ZM142 132H143V134H142ZM166 134H165V133ZM178 135V138H177V135L175 134V133ZM181 132H182V134H181ZM185 132V133H184ZM193 132V131H192ZM258 132H259V134H258ZM88 133V134H87ZM119 133V134H118ZM127 133H130V134H134L135 135V139H133V136L131 135V137L129 136V138H128V136H127ZM179 133V134H178ZM209 133H211L212 134V136H211V134H209ZM17 134V135H16ZM39 134H42V135H40L39 136ZM130 134H128V135H130ZM172 134H173V136H172ZM184 134V135H183ZM230 136L229 138H228V135ZM16 135V136H15ZM99 135V136H98ZM123 135L121 136V137H123ZM144 135V137L142 138V136ZM162 135V136H161ZM169 135L171 136V138L174 140L175 139V141H172L171 140V138L169 137ZM180 135V136H179ZM182 135V136H181ZM208 135V136H207ZM215 135V136H214ZM259 135H261V136H259ZM9 136V137H8ZM124 136V137H125ZM152 138H151V137ZM185 136V137H184ZM189 137L190 136V138L192 139V141H193V144L194 145H192V146H195L194 148L196 149V147H197V149L196 150H191V149H194L193 147H191L190 148V146L191 145H189V143H187V142H189L188 141V139L189 138H187V137ZM198 136V137H197ZM251 136H252V138H251ZM8 139H7V138ZM11 137H13V138H11ZM123 137V138H124ZM174 137V138H173ZM181 137H182V139H181ZM207 137H209V138H207ZM215 138V137H217L216 138V140H218L219 142L218 143H216L215 141L216 140H214V142L216 143V144H213V141L211 140V139H213V138ZM247 137V138H246ZM263 137V138H262ZM116 138V137H115ZM169 138V141H167V139ZM184 138H185V140H187V142L184 140ZM254 138V139H253ZM261 138V139H260ZM13 139H14V141L15 142H13ZM127 139V140H126ZM152 139V140H151ZM179 139V140H178ZM194 139H195V142H197V143H195L194 142ZM199 140V142H198V140ZM236 139V140H235ZM5 140H8V141H6L5 142ZM12 140V141H11ZM126 140V141H125ZM171 140V141H170ZM182 140V141H181ZM190 140V139H189ZM209 140V141H208ZM230 140V141H229ZM244 140H245V142H244ZM253 140L255 141V142H253ZM257 140H259V141H257ZM17 141V142H16ZM152 141V142H151ZM191 141V140H190ZM192 141H191V143L190 144H192ZM13 142V144L11 145V143ZM99 142H100V140H99ZM131 142V141H130ZM143 142V143H142ZM165 142V143H164ZM183 142V143H182ZM184 142H186L185 144H184ZM207 142H209V144L207 143ZM227 142V144H228V146H227V150L226 149H224V146H225V144L224 143H226ZM232 142V143H231ZM261 142V143H260ZM14 143H16V144H14ZM132 143V142H131ZM136 143H134V144H136ZM210 143H212V144H210ZM233 143H235V144H233ZM242 143V142H241ZM241 143H239V144H241ZM250 143V142H249ZM251 143V144H252ZM110 144V143H109ZM175 144V145H174ZM182 145V147H180L181 145ZM184 144V145H183ZM195 144H200L202 147H204V149H201L200 148V146L198 145V146H196ZM233 144V145H232ZM152 145V146H151ZM173 145V146H172ZM189 145V146H188ZM234 145H236V147H238L239 148V152L241 153V154H243V156L241 155V154H239V152H238V155H239V157L241 156V158H243V157H248V158H250V157H255L254 159H253V161L255 162V163H258V167L256 166L257 164H255L254 162H252L253 163V165L250 163L249 165L246 163V164H244V162H242L241 164L239 163L238 164V159H237V157H238V155H237V150H238V148L236 149V147L234 146ZM260 145V146H261ZM11 146H13V147H11ZM127 146V147H128ZM136 146V147H137ZM170 146V147H169ZM184 146H186L185 148H184ZM260 146H259V148H260ZM146 149H145V148ZM167 147V148H166ZM174 147V148H173ZM229 147H230V149H229ZM233 149H232V148ZM248 147L249 148H251V146L250 145H248ZM262 147V146H261ZM264 147V146H263ZM260 148V149H264V148ZM118 148V149H117ZM145 150H144V149ZM180 148V149H179ZM11 149V150H10ZM125 149V150H126ZM140 149H141V151H140ZM162 149V150H161ZM178 149H179V151H178ZM183 150V152H182V150ZM202 151H201V150ZM206 149V150H205ZM224 149V150H223ZM236 149V150H235ZM252 149V148H251ZM1 150H3V149H1ZM13 150H15V151H13ZM120 150V151H119ZM170 150V151H169ZM205 150V151H204ZM226 150V151H225ZM235 150V151H234ZM11 151H13V152H11ZM62 151V150H61ZM115 151V152H116ZM131 151V152H130ZM144 151H145V153H146V156H145V153H144ZM221 151H223V153L221 152ZM231 151V152H230ZM234 151V152H233ZM39 152L41 153V154H39ZM57 152V154H55ZM62 152V153H63ZM133 152V153H132ZM151 152V153H150ZM218 152V153H217ZM224 152H225V154H224ZM255 152V151H254ZM259 152H260V150H259ZM13 153V154H12ZM16 153V154H15ZM123 153V152H122ZM234 153H235V155H234ZM39 154V155H38ZM55 154V155H54ZM127 154H129V155H127ZM150 154V155H149ZM219 154H221V155H219ZM222 154L226 157V159H225V157H223L222 156ZM256 154V155H255ZM51 155H53L52 157H51ZM122 155H125L124 153L122 154ZM152 155V157H150ZM219 155V156H218ZM246 155V156H245ZM253 155V156H252ZM4 156V158H2ZM6 156V157H5ZM59 156V155H58ZM116 156V155H115ZM114 156V157H115ZM116 156V157H117ZM144 156V157H143ZM155 156V157H154ZM223 157V161L222 160H219L220 158L222 159V157ZM154 157V158H153ZM212 157H215V159H213ZM219 159H218V158ZM9 159L10 160V162H9V160H8V162L9 163H4L5 162V160L4 159ZM23 158H25V159H23ZM51 158H52V160H51ZM58 158L59 157H57V160H58ZM122 158H124V159H122ZM209 158H211V159H209ZM241 158H239V162H241V161H243V159H245V158H243L242 160H241ZM6 159V160H7ZM41 159V160H40ZM116 158H114V160H115ZM154 159V160H153ZM217 159V160H216ZM250 159H252V158H250ZM27 160V159H26ZM152 160V161H151ZM216 162H215V161ZM219 160V161H218ZM16 161H15V163H16ZM30 161V160H29ZM178 161V162H177ZM218 161V162H217ZM225 161V162H224ZM7 162V161H6ZM208 162V163H207ZM211 162V163H210ZM236 162V163H235ZM247 162H248V159H247ZM249 162H250V160H249ZM260 162V163H259ZM32 163V162H31ZM117 162L114 164V165H116V164H118ZM214 163V165H212ZM263 163V164H262ZM5 164V165H4ZM238 164V165H237ZM4 165V166H3ZM212 167H211V166ZM240 165V166H239ZM2 166H3V168H2ZM148 166V167H147ZM241 166L243 167V166H245V168H241ZM261 167V169H260V167ZM215 167V168H214ZM140 168V169H139ZM148 168V169H147ZM150 168V169H149ZM258 168L260 169L258 172H256V170H258ZM135 169V170H134ZM142 169V170H141ZM154 169V170H153ZM122 170V171H121ZM140 170V171H139ZM150 170V171H149ZM188 170V171H187ZM226 170V171H225ZM6 171V172H5ZM137 171V172H136ZM142 171V172H141ZM146 171V172H145ZM135 172V173H134ZM141 172V173H140ZM145 172V173H144ZM150 172H151V175H150ZM53 173V172H52ZM118 173H119V175H118ZM137 173L139 174V175H137ZM256 173H258V174H256ZM128 174H130V176L128 175ZM146 174V175H145ZM114 175V177H112ZM136 175H137V177H136ZM141 175V176H140ZM125 176V177H124ZM135 179L136 178V180H134V182L132 181V177ZM154 176H156V177H154ZM259 176V177H258ZM122 178L124 179V180H122ZM141 178V179H140ZM231 178V179H230ZM233 179V180H232ZM138 180V181H137ZM123 181V182H122ZM128 181H129V183H128ZM133 182V183H132ZM2 183H0V186H2L1 185ZM4 185H5V183H3ZM123 186H122V185ZM3 185V186H4ZM117 185V184H116ZM119 186V185H118ZM222 192V193H221ZM143 198H142V197ZM111 198L112 197H115V196H110ZM140 197L142 198V200L140 201ZM115 198H117V197H115ZM174 198H176L177 200H178V198H180L181 200L180 201H182V205L181 206H178L177 204H171V205H173V206H171V205H164V207L163 206H161V207H163V209L160 207V206H156V207H160L161 209V211L159 212V211H157V210H155L154 208H151L152 207V205L153 204H150V202L152 201V200H162V199H169V201L172 199V201H173V199ZM255 199H259L260 200V202H261V199H262V202L260 203L262 206H260V207H258L257 206V208H256V211H255V209H254V205L258 202H255ZM117 200V199H116ZM145 200V201H144ZM246 200V201H245ZM251 200H254V203L255 204H253V205H250V203H253V202H251ZM148 202L150 205L148 206V207H150L151 208V210L153 211V212H151V210H150V212H148V210L149 209H147V206L145 205V202ZM171 201V202H172ZM174 201H175V199H174ZM173 201V202H174ZM179 201V202H180ZM142 203V204H141ZM154 203H156V202H154ZM168 204H170L169 202H167ZM166 203V204H167ZM177 203V202H176ZM245 203V204H244ZM259 203V202H258ZM257 203V204H258ZM98 204V205H99ZM134 205V207L132 206H130V205ZM147 204V203H146ZM157 205L159 204V203H156ZM244 204V206L242 207V205ZM256 204V205H257ZM146 206V208H145V206ZM163 205V204H162ZM249 205H250V207H249ZM255 205V206H256ZM142 206V207H141ZM168 206V207H167ZM251 206H253V209H254V213L252 212L253 210H251L252 208H251ZM239 207V208H238ZM242 207V208H241ZM169 208L172 210V212L171 213H169L171 210H169ZM180 210V216H178V212H179V210ZM180 208H182V209H180ZM236 208H238L240 211H243V209H245L242 213L240 212H238V213H236L235 211V209ZM242 210H241V209ZM146 209V210H145ZM234 209V212L235 213H233L232 212V210ZM238 209H237V211H238ZM248 209V210H247ZM134 210V209H133ZM141 210H143V211H141ZM166 210H168V212L166 213L165 211ZM251 210V211H250ZM227 211H229L228 212V215H227ZM230 211L233 213L232 215H231V213H230ZM122 212H127V215H124L123 214V216H122ZM224 212V213H223ZM260 212H262V210L260 211ZM264 212V211H263ZM153 213H155V214H153ZM160 213V214H159ZM169 213V214H168ZM174 215H173V214ZM184 213V214H183ZM161 214H162V216H161ZM182 214H183V216H182ZM243 215V216H241V215ZM247 214H249V213H247ZM254 214V215H253ZM139 215V214H138ZM107 216V217H106ZM126 218H125V217ZM232 216V217H231ZM239 216H241V218L239 217ZM259 217V216H261L262 217V219L263 220H259L257 223H256V221H257V217ZM144 217H146V216H143V218ZM161 217V218H160ZM189 218V221H188V219H187V221H182L181 220V218ZM260 217V218H261ZM151 219V220H150ZM186 220V219H185ZM146 221V220H145ZM148 221V220H147ZM146 221V222H147ZM213 221V222H214ZM221 221H222V219H221ZM154 222V223H153ZM161 222V223H160ZM162 222H165V223H162ZM160 223V224H159ZM217 224H221V222L220 223H218V222H216ZM252 223L255 225V226H253L252 225ZM182 224V225H181ZM213 224V223H212ZM217 224H215V225H217ZM227 224H225V226L227 225ZM251 224V225H250ZM260 224V225H259ZM160 225V226H159ZM211 225V224H210ZM214 225V226H215ZM233 224L231 225L232 227L234 226ZM180 226V227H179ZM206 226H208V225H206ZM229 225H227L226 227H228ZM257 226V227H258ZM166 227V225H163V229ZM258 227V228H259ZM185 228V229H186ZM228 228H230V227H228ZM247 228V229H248ZM258 231H260L261 232V230H259V229H257ZM263 231L260 233V232H257V233H259V235L261 234V235H264L263 234V232H264V229H262ZM162 232V233H161ZM246 233H249V232H247L246 231ZM252 234L253 235H256V233L255 232H252ZM194 236V235H193ZM255 237V236H254ZM250 238H251V236H250ZM256 238H257V236H256ZM262 238H263V241H264V237L262 236ZM253 239V238H252ZM250 240L249 241V243L250 244H252L251 242H255V239L254 240ZM259 238H257V240H258ZM256 240V241H257ZM207 241H211V240H207ZM234 241V240H233ZM261 241H262V239L260 240V243H259V241H257V244H255L256 246L258 245H262V246H264V244H262L261 243ZM208 242V243H209ZM212 244V243H211ZM254 244V243H253ZM257 246V247H258ZM261 246V247H262ZM253 247V246H252ZM255 247V246H254ZM260 247V246H259ZM261 247L259 248V249H261ZM262 248H264V247H262ZM264 250V249H263ZM178 251H180V252H182L181 251V248H178V249H175V251H173V253L175 254V253H177L178 254Z\"/></svg>", "mask_w": 264, "mask_h": 264}]
</instances>
